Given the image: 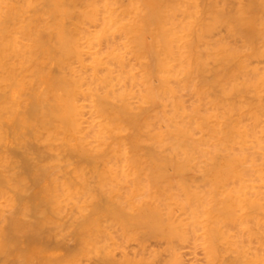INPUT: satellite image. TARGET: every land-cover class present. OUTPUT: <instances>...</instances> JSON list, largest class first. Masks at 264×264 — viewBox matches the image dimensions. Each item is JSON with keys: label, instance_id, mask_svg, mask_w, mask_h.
<instances>
[{"label": "rangeland", "instance_id": "obj_1", "mask_svg": "<svg viewBox=\"0 0 264 264\" xmlns=\"http://www.w3.org/2000/svg\"><path fill=\"white\" fill-rule=\"evenodd\" d=\"M1 1V0H0ZM4 1L6 2L7 1V3H4ZM11 1V2H10ZM19 1V2H18ZM3 0V4H2V6L4 7V10L6 11V12H11L12 13V11H14L16 14L18 13V16L20 17V19H24V17H26V15L28 16V17H26V22H27V18L29 19V20H35V19H37V17H39L40 16V14H41V16L40 17H42V18H40L39 19V21L40 22H38V25L40 26V24H41V26L40 27H42L44 30L46 29V28H48L49 27V25L51 26V27H55V26H60L61 24H63V25H61V26H63V27H65L66 26V28H69V26H71V28L72 27H75V26H79V24H81L82 26H89V27H91V28H103L104 27V24H105V22H106V25L107 26H109L110 24H111V26L110 27H112V28H114V29H118V28H121V26H124V23H125V27L127 28V29H131V28H128L129 26L131 27L132 26V29L133 30H139L140 31V35H141V38L143 39V41H145V39L147 40L148 38H149V40H147L146 42H147V45L145 44L146 42H144V50H143V52L145 53V55L144 56H146V58L144 59L143 57L141 58V56L140 57H138V56H136V57H138L137 59H136V57L134 56V58H133V56H132V54H130L129 56L130 57H132V59L130 58V57H128L127 59H128V64H130V65H133V68L134 67H136V69H135V72H136V76H135V80L134 81H136V83L137 84H134V85H136V86H140L141 85V83L140 82H142L143 83V81L144 82H149V83H151L150 85H151V89H152V91H154L153 93H159L158 95L160 96V98H163L164 96V98L162 99V102L166 105H162L161 104V106H160V103H158L159 102V96L157 95H155L156 97H152V98H158V99H154V103H151V101H149V99H148V97H150L152 94V91H150L151 89H149L150 87V85H148L147 83H146V85H144L145 83H143V85L142 86H140V90L144 87V89H142V91H140L139 90V94L138 93H136L137 91H138V89L136 88V86H134L133 85V87H132V89H131V87H130V83H127L129 86V89H131V91H132V95L130 94V96H131V100L133 101V102H131L129 99V103L130 104H132V106H133V108H132V110L133 111H135L134 113L137 115L139 112H141V114L140 115H142V113H145L144 111H146V109H153V107L156 105V107H158V108H156V107H154V110L155 111H153L154 112V115H156L160 110H161V113H158V114H160V115H156L155 117H154V115L152 116V115H148V112H150V111H148L147 112V115L148 116H151V117H153V118H157L158 117V119L156 120V119H154V120H152V121H150L149 120V123L150 122H152V123H154V124H157V125H155V129L153 130V131H155V130H159L160 128L162 129V127H165L163 130H161V131H165V129H166V132L168 131V129H167V124H168V119L165 121L164 120V118L166 119V117L169 115V117H167V118H170V116H171V119H173L175 116H173L172 114H175L176 113V111H174L175 109H177V107L176 108H174L175 107V105L176 106H178V111H179V113L181 114V113H183V115L185 114L186 116L184 117L186 120L187 119H190V121H191V119H193L192 120V123H193V121H195V123H193V125L195 126V128L192 130V132H197V130H198V128L200 127H198L197 128V122L199 121V122H201V121H203V120H205L206 121V119H204V117L206 116H208L209 117V115L210 114H212L213 112H215V113H213V115H210L211 117H213V118H216L217 120H218V118H221L220 116H222L223 117V119L225 118L226 119V117H229V120L228 121H230V119H231V117H232V120L231 121H234V120H236V121H234V123L236 122V123H238V121H240V120H242V124L244 123L245 124V122H246V126L248 127L249 126V124L250 125H255V127H254V129H255V131L258 129V132H257V136H259L258 135V133L260 132V136H259V138L261 137V141H262V139L264 138V136H262L261 135V133H263V135H264V111H262V109L264 108V100H262V102H260L261 103V105L260 106H257V105H259V101H258V103H256V106H253L254 108H255V110L257 111V113H256V111H254L253 112V110H254V108L252 109L251 108V106L252 105H255V99H256V102H257V99L259 100V97L258 98H256L257 97V95H260L261 96V94L263 95V97L261 96L260 98H264V90L262 91V90H260V89H262L263 87V85H264V0H190V1H187V0H178L177 2H175V0H147V1H153V2H151V4H149L150 2H147L146 0H124V2H123V0H97V1H95V0H90V1H85V0H79V1H81V2H79V1H77V0H69V2H68V0H36V1H38L37 3H36V1L35 0H25V3H24V0ZM21 1H23V3L25 4V6L23 5V3L21 2ZM42 1V2H41ZM45 1V2H44ZM55 3H54V2ZM60 1H61V3H63V4H59L60 3ZM72 1H74V2H72ZM76 1V2H75ZM107 1V4L105 3ZM128 1V2H127ZM131 1V2H130ZM135 1V2H134ZM142 1V2H141ZM162 1H163V3H165L164 1H166V3L167 4H163L164 5V7L161 5L162 4ZM180 1V2H179ZM194 1H196V2H194ZM33 4H32V3ZM56 2H58L57 4H56ZM68 2V3H67ZM72 2V3H71ZM77 2H79L77 5H76V3ZM84 2H85V4H87V2H88V5H85L84 4ZM113 2H115L116 3V5H111V3L112 4H115V3H113ZM137 2V3H136ZM145 2V3H144ZM147 2V3H146ZM155 2H159V3H155ZM169 2V3H168ZM171 2V3H170ZM182 3V6H181V4H179V3ZM15 3L17 4V5H15ZM29 3H30V5H29ZM40 5H39V4ZM43 3V6L41 5ZM47 3V4H46ZM53 3L55 4L54 6H53ZM74 3V6H73V8H72V5H70L69 6V4H73ZM94 3V4H93ZM110 3V4H109ZM120 3V4H119ZM125 5H127V6H125ZM127 3V4H126ZM128 3H129V5H128ZM130 3H132V4H130ZM141 3H143V4H141ZM174 3V4H173ZM176 3H178L179 5H176ZM190 3L193 5H190ZM195 3V4H194ZM10 4V5H9ZM19 4H22V6L20 5L19 6ZM38 4V5H37ZM50 4H52V6H50ZM65 4H66V6H65ZM97 5V8H96V5ZM102 4V5H101ZM135 4H137V6L135 7ZM154 6H153V5ZM156 4V5H155ZM159 4V5H158ZM169 4V5H168ZM174 5V7H176L177 9H173V11H172V7H171V5ZM187 5L186 6V8H185V6L183 7V5ZM197 4V5H196ZM37 7H36V6ZM63 7H62V6ZM92 5V6H91ZM105 5H107V6H105ZM108 5H109V7L110 8H108ZM126 7V9H123V8H125L124 6ZM133 5H134V7H133ZM146 5H151V6H146ZM158 5V6H157ZM161 5V6H160ZM168 5V6H167ZM172 5V6H173ZM196 5V6H195ZM28 6H29V8H28ZM35 6V7H34ZM45 6H47L48 8L50 7V11L48 10V9H45V8H47V7H45ZM59 6L61 7V8H59ZM65 6V7H64ZM68 6H69V8H68ZM79 6H81L80 7V9L82 8V10L84 11H82V10H80V9H78L79 8ZM85 6V7H84ZM113 6V7H112ZM123 6V7H122ZM130 6V7H129ZM144 6V7H143ZM153 6V7H152ZM178 6H180L179 8H178ZM1 7V6H0ZM11 9H10V8ZM44 7V8H43ZM78 7V8H77ZM93 7V8H92ZM99 7V8H98ZM115 7V8H114ZM117 7V8H116ZM122 7V8H121ZM127 7H129V8H127ZM146 7H148V10L150 11V12H153L152 14H156V13H158L159 15H161V16H159L158 14H156L158 17H159V19L157 20V18H156V16H154V18H155V20L154 21H156L155 23L153 22V15H149V14H147L146 16H145V14L144 13H149V11L147 10V8ZM159 8L158 10L156 9L155 11H153L155 8ZM165 7H167V8H165ZM190 9H188V8ZM193 7H195L193 10H192V8ZM251 7H253V8H251ZM13 8V9H12ZM27 8V9H26ZM34 8H36V9H38L39 10V13L40 14H38V10H36V9H34V11H33V9ZM43 8V9H42ZM55 8V9H54ZM56 8H59V9H56ZM63 8V10H61ZM113 8H114V10H113ZM132 8V9H131ZM137 8H138V10H137ZM141 8H142V10H143V12H141L142 10H141ZM154 8V9H153ZM162 8L164 9L165 8V10H163L162 11ZM170 8V9H169ZM180 8H185V11H181L180 10ZM1 9V8H0ZM3 9V8H2ZM8 9V10H7ZM15 9V10H14ZM23 9H24V11H23ZM27 11H26V10ZM31 11H30V10ZM52 9V10H51ZM70 9H73V10H70ZM75 9V10H74ZM96 9H98V11L96 10ZM112 9V10H111ZM119 9H121L120 11H118ZM135 9V10H134ZM153 9V10H152ZM161 9V10H160ZM167 9H169V11L167 10ZM179 9V10H178ZM250 9V10H249ZM66 10H68V11H66ZM92 11V12H90V11ZM100 10V11H99ZM109 10V11H108ZM134 10V11H133ZM161 11L162 13H160V12H158V11ZM186 10H187V12H186ZM194 10H196V11H194ZM22 11V12H21ZM36 11V12H35ZM41 11H42V13H41ZM49 11V12H48ZM54 11V12H53ZM72 11H73V13H72ZM79 11H80V13H79ZM104 11V12H103ZM106 11H107V13H106ZM113 11V12H112ZM124 11V12H123ZM130 11V12H129ZM191 11H192V13H191ZM194 11V12H193ZM34 12V13H33ZM58 12H61V13H58ZM64 12H69V14L68 13H65L64 14ZM76 12V13H75ZM86 12H88V14L86 13ZM89 12H90V14H89ZM93 12H95V13H93ZM98 12V13H97ZM100 12V13H99ZM111 13V15H109V17L110 18H108V19H106L108 16V14H110ZM132 12V13H131ZM134 12H137L136 13V16H135V14L134 15H132ZM141 12V13H140ZM165 12V13H164ZM167 12V13H166ZM168 12L170 13V14H172V15H170L171 16V18H169V17H167L168 16ZM172 12V13H171ZM190 12V13H189ZM58 13V14H57ZM72 13V14H71ZM30 14V15H29ZM34 14H37V15H35L34 16ZM43 14V15H42ZM55 14V15H54ZM67 14V15H66ZM83 15V14H87V15H90V16H94L93 18L95 19H93V21H84V19H80L79 21H78V17L77 16H81V15ZM98 14H101V15H98ZM106 15V16H104V15ZM115 14H117L116 16H115ZM122 14V15H121ZM126 14V15H125ZM129 14H131V15H129ZM142 14H144V15H142ZM151 14V13H150ZM163 14V15H162ZM167 14V15H166ZM183 14L186 16H188L189 17V19H187V17H182L183 16ZM50 16V18H49V16ZM63 17H62V16ZM123 15H124V17H123ZM149 15V17H147ZM70 16H72V17H70ZM96 16V17H95ZM98 16V17H97ZM104 16V17H103ZM111 16H112V18H111ZM120 17V19H119V17ZM145 17V18H143V17ZM166 16V17H165ZM22 17V18H21ZM32 17H34L35 19H33ZM47 19H46V18ZM54 17L56 20H54V19H52V18ZM57 17V18H56ZM65 17V18H64ZM113 17H114V20H113V22H110V20L111 19H113ZM116 17H118V21H119V23H117L118 21H117V19L115 20V18ZM124 19H123V18ZM127 17V18H126ZM134 17H136L135 19H134ZM140 19H139V18ZM151 17V18H150ZM163 17V18H162ZM173 17V18H172ZM43 18H45V19H43ZM60 18H61V20H60ZM70 18V19H69ZM99 18H102V19H100V20H97V19H99ZM125 18H126V20H125ZM141 18H143V19H145V20H142ZM162 18V19H161ZM174 18H176V21H175V19ZM128 19V20H127ZM133 19H134V21H133ZM151 19V20H150ZM160 19H161V21H160ZM168 19H169V21H168ZM171 19H172V21H173V23L175 22V23H177V22H181L179 25H178V27L177 26H175V24L173 25L172 24V21H171ZM185 19H187V20H185ZM190 19H192V20H194V21H190ZM44 20H46V22H42V21H44ZM50 20V21H49ZM60 21V23H59V21ZM106 20V21H105ZM130 20H131V22H130ZM139 20L142 22H139ZM149 20V21H148ZM182 20V21H181ZM227 20L229 21V22H227ZM38 21V20H37ZM52 21V22H51ZM58 21V22H57ZM67 21H69V22H67ZM84 21V22H83ZM115 21V22H114ZM122 21V22H121ZM147 21H148V23H147ZM152 21V22H151ZM160 22V24H162V23H164V24H162V26L160 27V24H159V22ZM166 21L168 22V24H166ZM185 21H189L190 23H188V22H186V24L187 25H185V23L184 22ZM197 21V23H195ZM206 22V24L204 25H200L199 23H201V22ZM23 22H24V20H23ZM34 22V21H33ZM43 23V25H42V23ZM49 24H48V23ZM73 22V23H72ZM97 22H98V24H97ZM127 22H130V23H127ZM144 22V23H143ZM146 22V23H145ZM169 22H170V24H169ZM182 22H183V24L187 27L188 26V24H189V26L187 27V29H183L184 28V25L182 24ZM194 22V23H193ZM232 22V25H227V23L228 24H230ZM76 25H75V24ZM79 23V24H78ZM88 23V24H87ZM108 23V24H107ZM116 23V24H115ZM134 24V25H132V24ZM137 23H138V25H137ZM141 23V24H140ZM150 23H152L151 24V30H149V33H147L146 32V30H148L149 29V26H147V24L148 25H150ZM193 23V24H192ZM25 24V23H24ZM27 24V23H26ZM56 24V25H55ZM91 24L93 25V26H91ZM102 24V25H101ZM120 24H121V26H120ZM130 24V25H129ZM155 24V25H154ZM159 24V25H158ZM182 24V25H181ZM192 24V25H191ZM194 24H196L197 26L196 27H198V30L200 29V27H201V29H203L201 32H200V30H199V32L197 31V32H195L196 30V28L195 27H193V29L191 28L192 26H194ZM69 25V26H68ZM114 27H113V26ZM117 25H118V27H117ZM139 25H141L140 27H144V29H140L139 28ZM145 25V26H144ZM155 27H154V26ZM170 25H173L174 26V28L176 29V31H177V33H176V31H175V29L174 28H172L173 26H171L170 27ZM177 25V24H176ZM243 25V26H242ZM87 26V27H88ZM98 26V27H97ZM100 26V27H99ZM128 26V27H127ZM146 26H147V29H146ZM156 26H158V27H156ZM169 28H168V27ZM229 26V27H228ZM242 26V27H241ZM246 26V28L248 29V32H247V29L246 28H244L243 29V27H245ZM125 27H122V28H125ZM180 27H182V29L180 28ZM205 27V28H204ZM125 28V29H126ZM152 28H154V30L152 31ZM156 28H158V29H156ZM160 28H161V30H162V28H164V30H163V32L160 30ZM169 30V29H171V30H169V32L167 31V29ZM184 30V32H182V31H180V30ZM142 30H144L145 31V33H144V35L143 34H141V33H143L142 32ZM158 30V31H157ZM180 31V33H179V31ZM189 30H190V32H189ZM193 31V33L194 34H192V31ZM245 30V31H244ZM138 31V32H139ZM160 31V32H159ZM165 31H166V34H165ZM153 32V33H152ZM171 32H173V33H171ZM174 32H175V34H174ZM186 32V33H185ZM189 32V33H188ZM244 32V33H243ZM250 32V33H249ZM45 33L47 34V32H44V36H46L45 35ZM147 33V34H146ZM152 33V34H151ZM160 33L162 34V33H164L163 34V38H164V36H165V38L163 39V38H160ZM167 33H169V36H171L172 37V39H174V40H178V38H179V41H180V39H181V42H179V41H173L175 44L177 43H179L180 44V46H179V44L177 45V46H179V48L181 49L183 46V48H182V50H181V54H180V49H174V50H172L171 51V49H172V45H175V44H172V40H170L171 38H169V36H168V34ZM181 33H183V34H181ZM188 33V34H187ZM198 33V35H197V39H196V43L195 42H192V45H190V49H194V50H192V51H190L189 52V50H188V48H189V44H190V40L189 39H192L193 38V36L195 37V35ZM247 33H249V34H247ZM150 34V35H149ZM174 34V35H173ZM191 34V35H190ZM199 34H201V35H199ZM250 34H251V36H250ZM145 35H146V38H145ZM148 35V36H147ZM153 35V36H152ZM156 35V36H155ZM173 35V36H172ZM186 35V36H185ZM188 35H190L189 37H188ZM159 37V39H157L158 37ZM162 36V35H161ZM178 36V37H177ZM248 36V37H247ZM152 37H153V39H152ZM155 37H157L155 40H154V38ZM173 37H175V38H173ZM177 37V38H176ZM188 37V38H187ZM192 37V38H191ZM201 37H203V38H201ZM140 37L138 38V39H141ZM150 38H151V41H150ZM167 38H168V40H167ZM185 38V39H184ZM46 39H47V37H46ZM160 39H162V41L160 40ZM182 39L184 40V41H182ZM194 39V38H193ZM193 39H192V41H193ZM195 39H194V41H195ZM202 39H204V40H202ZM153 40V41H152ZM160 41V43H161V45L159 44L158 46H160V47H157V44L159 43V41ZM168 41V43H166L165 45H164V42L163 41H165V42H167ZM151 43V44H153L152 46H154L155 47V45H156V47L158 48V51L159 50H163V52L162 51H159V53H157L158 51H157V49H155L156 51H153L152 50V46H149V42ZM157 41V42H156ZM169 41H171V42H169ZM187 41H188V43H187ZM222 41V43H220ZM153 42H155V43H157V44H155V43H153ZM201 42L203 43V44H201ZM223 42H225V47H224V44H223ZM163 43V44H162ZM193 43H194V47H193ZM205 43H207V44H205ZM155 44V45H154ZM182 44H185V45H182ZM208 44H209V46H208ZM105 45V47H103ZM167 45H168V47H167ZM103 48L104 49H106V47H107V43L105 44V42L103 43ZM148 48H147V47ZM164 46H165V48H166V52H165V48H164ZM171 48H170V47ZM222 46V47H221ZM150 47V48H149ZM170 48V51L173 53L174 52V57L175 58H178L177 59V61H174V67H175V69H173L174 67L173 66H171V69L174 71V72H172V70H171V72H170V74L169 75H171L170 76V78L168 77V75H167V77H168V80H167V78H166V80H167V82L169 81L170 83H169V88H168V83H166V86H164V87H160L161 86V81H160V77H162V79H164L165 77L164 76H162L163 74H161V73H159V68H160V65H159V63H158V65H157V68H156V66H155V64L154 63H156L157 64V62H159L160 60H159V54H161V57H163L164 58V60H166V57H168V53H167V50ZM174 48V47H173ZM178 48V47H177ZM151 51H150V50ZM154 49V48H153ZM188 50V51H185V50ZM225 49V50H224ZM184 50V52H183V56L185 57V56H187L186 58H185V61L187 60L188 62H189V65L187 64V62H184V63H186L188 66H193V67H188L187 66V68H181L182 70H184L183 72H179V70H180V67L182 66V62H180V61H182V58H181V60L179 61V57H183V56H181L182 55V51ZM213 50V51H212ZM216 50V51H215ZM222 50H224V51H222ZM176 51L178 52V53H176ZM218 51V52H217ZM226 51V52H225ZM141 53V55H143L144 53ZM151 52V56H150V53ZM155 53L154 55L152 54V53ZM189 52V53H188ZM194 52V54H192L191 55V53H193ZM216 52H217V54H216ZM176 53V54H175ZM184 53H186V55L184 54ZM148 54H149V56H148ZM158 54V61L156 60L157 59V57H154V56H156ZM179 54V55H178ZM187 54H190V56L191 57H193L192 59H191V57L189 56V55H187ZM230 54V55H229ZM152 55H153V57H152ZM163 55V56H162ZM169 55H170V53H169ZM172 55V54H171ZM172 55V56H173ZM194 55H195V57H194ZM201 56L200 58H202L201 60H203V61H201L200 60V58H199V56ZM228 56L227 58H225V56ZM179 56V57H178ZM152 57V58H151ZM150 58H151V60H150ZM138 59H143V62H145L144 60H146V62L148 63L149 61V65H150V67H149V65H148V67H149V69L146 67V64L145 65H143L142 64V61L141 60H138ZM162 59V58H161ZM191 59V60H190ZM129 60H130V62H132V64L131 63H129ZM176 60V59H175ZM194 60L196 61V62H194ZM157 61V62H156ZM179 61V62H178ZM191 61H193L195 64H197V66L193 63V62H191ZM199 61V62H198ZM205 61V62H204ZM200 62H202V63H200ZM237 62H241L240 64L241 65H239V63H238V65H237ZM47 64H44L45 65V67H46V69H47V67H48V69H52L54 72H55V74L56 75H59L60 73H61V69H59L55 64H52L51 63V65H50V62L47 60V62H46ZM151 63V64H150ZM176 63H178L177 65H175ZM181 63V64H180ZM199 63V64H198ZM49 64V65H48ZM75 64V66L78 64V63H74ZM137 64H141L140 65V67H138L139 65H137ZM186 64H183L185 67H186ZM192 64V65H191ZM194 64V65H193ZM205 64H206V66H205ZM245 64V65H244ZM152 65V66H151ZM244 65V66H243ZM258 65V66H257ZM50 66V67H49ZM118 66V65H117ZM115 67V65H114V68L115 69H118V67ZM146 67L147 68V70H148V72H147V70H146V68H144V67ZM153 66H155V67H153ZM179 66V67H178ZM198 66H201V67H199L198 68ZM238 66V67H237ZM257 66V67H256ZM57 68V70H56V68ZM195 67V68H194ZM206 67V68H205ZM207 67H208V69H207ZM244 67V68H243ZM142 68V69H141ZM154 68H156V69H154ZM190 68V69H189ZM191 68H193V69H196V70H194V71H196V75L200 72V69H201V72H203L204 70L203 69H205V71L203 72V73H205V74H203L202 73V75H201V72H200V74L199 75H194L195 74V72H194V74H193V72H192V75H191V73H190V78H192L193 80H195V81H193L192 79H190V80H187L186 78V83H184V75H189V72H188V74H185V70L186 71H189L190 70V72L193 70V69H191ZM231 68V69H230ZM237 68H239V69H241V71H239ZM247 68V69H246ZM248 68L250 69V70H248ZM251 68H255L256 69V71H255V69H253V71L251 70ZM261 68H263V69H261ZM140 71H139V70ZM144 69H145V71L147 72L146 73V76H145V78H147V74H149V76H151L152 74H150V73H154V75H152L153 77H149L148 76V79L150 78V80H147L146 81V79L144 78V76H142V75H145L144 73H145V71H144ZM151 69V71H149ZM179 69V70H178ZM188 69V70H187ZM230 69V70H229ZM233 69V70H232ZM259 69V70H258ZM261 69V70H260ZM137 70H138V72H137ZM153 70H156V72H154ZM178 70V71H177ZM197 70H198V72H197ZM223 70H225L224 71V73H223ZM244 70H247V71H244ZM143 71H144V73H143ZM233 71V72H232ZM259 71V72H258ZM227 72V73H226ZM244 72H245V75H244ZM247 72H251L249 75H248V73ZM142 73V75H140ZM156 73H158V74H156ZM173 73H175V74H173ZM178 73L179 74H181L180 76L178 75ZM231 73H232V75H231ZM247 73V74H246ZM254 73H255V75H254ZM256 73H258L257 75H256ZM173 74V75H172ZM223 74V75H222ZM233 74H234V76H233ZM137 75H139V77H137ZM156 75V76H155ZM158 75H160L159 77H158ZM174 75H175V77L177 78L178 76V78L179 79H175L174 78ZM176 75H178V76H176ZM218 75V76H217ZM230 75V76H229ZM242 75H243V77H242ZM155 76V77H154ZM182 76V77H181ZM198 76H200V77H198ZM204 76H206V77H204ZM222 76V77H221ZM231 76H232V78H231ZM250 76H252L251 78H250ZM257 76V77H256ZM136 77H137V80H136ZM140 77H141V79H140ZM164 77V78H163ZM188 77V76H187ZM196 77V79H194ZM202 77V78H201ZM204 77V78H203ZM217 79H216V78ZM227 77V78H226ZM257 79H256V78ZM154 80H153V79ZM156 78H158V79H156ZM172 78H174V79H172ZM181 78L183 79V80H181ZM219 78V79H218ZM231 78V79H230ZM254 78V79H253ZM263 80H262V79ZM139 79H140V81H139ZM243 79H245V81H243ZM250 79H251V81H250ZM154 81V82H152V81ZM165 80V81H166ZM181 80V83L183 84V86H184V90H186V92H184L183 91V86H182V84H181V87H180V84H178L179 83V81ZM210 80H212V81H210ZM217 80V81H216ZM224 80V81H223ZM234 80V81H233ZM254 80V81H253ZM261 80H262V83H261ZM205 81V82H204ZM208 81V83L210 84H207L206 86H205V84H206V82ZM220 81V82H219ZM239 81V82H238ZM157 82H159V83H157ZM164 82V81H163ZM162 82V83H163ZM178 82V83H177ZM189 82V83H188ZM190 82L192 83L193 82V86H191L190 85ZM198 82V84H196ZM201 82H203V84L201 83ZM211 82V83H210ZM243 84H242V83ZM260 84H259V83ZM138 83L140 84V85H138ZM200 83V84H199ZM205 83V84H204ZM217 83V84H216ZM238 83V84H237ZM247 83H248V85H247ZM157 84H158V86H157ZM171 84H177V85H179L178 86V88H177V85H175V86H173V87H175V88H172V89H170L171 88ZM187 84H189V86L191 87H188L187 86ZM194 84H195V86H194ZM212 84V85H211ZM216 84V85H215ZM218 84H220V85H218ZM222 84V85H221ZM228 84H229V86H230V84H231V86L229 87L228 86ZM163 85H165L164 83H163ZM197 85H199L200 87H197ZM209 85V86H208ZM216 87H215V86ZM244 85H246V87L244 86ZM258 85H260V87L258 86ZM148 86V87H147ZM155 86V87H154ZM187 86V88H185ZM201 86H204V88H203V90H202V87ZM226 86V87H225ZM228 86V87H227ZM233 86H235V87H233ZM239 86V87H238ZM247 86H249V87H247ZM251 86V87H250ZM142 87V88H141ZM146 87V88H145ZM180 87V88H179ZM206 87V88H205ZM209 87V88H208ZM221 87V88H220ZM222 87H223V89H222ZM237 87V88H236ZM258 87H259V89H258ZM117 89H118V87H116ZM133 88H134V90L136 91H134L133 90ZM136 88V89H135ZM139 88V87H138ZM153 88L157 91H155V90H153ZM158 88H161L160 89V91H158L159 89ZM165 88V89H164ZM181 88H182V90H181ZM188 88H190V89H188ZM197 88H199V89H197ZM201 88V89H200ZM208 88V89H207ZM225 88V89H224ZM229 88H231V90H229ZM166 89H168L167 91H165ZM175 89H178V91H180L182 94H180V92H178L177 91V94L174 92L175 91ZM188 89V90H187ZM196 89V90H195ZM227 89V90H226ZM238 89H240L239 91H238ZM258 89V90H257ZM264 89V88H263ZM149 91V92H147V91ZM173 91V93H171L172 91ZM200 90H202V92L200 91ZM221 90H226L225 92L223 91V93L225 94H223L224 95V97L225 98H223V96H222V93H221ZM229 90V91H228ZM234 90H236V91H234ZM259 91V92H257V91ZM119 91V90H118ZM144 91H145V94H146V97H145V99H144ZM188 91H189V94H188ZM192 91V92H191ZM193 91H196V95H198L197 94V92H199V95H198V97L193 93ZM204 91H206L205 92V94H204ZM209 91H211V92H209ZM231 91H232V93H231ZM234 91V92H233ZM241 91V92H240ZM141 92V93H140ZM143 92V93H142ZM167 94V96H166V94ZM208 92V93H207ZM227 92H229L228 93V95L226 94ZM238 92H239V94H238ZM242 92L245 94V95H243L242 94ZM149 93H150V96H149ZM162 93H164L163 95H162ZM171 93V94H170ZM209 93H211V96H210V94ZM116 94L118 95L119 94V92L117 93V90H116ZM135 94V95H134ZM143 94V95H142ZM175 94V96H173ZM185 94V95H184ZM192 94V95H191ZM204 94V95H203ZM206 94H208V95H206ZM237 94H238V96H239V99H237L238 98V96H237ZM241 94H242V96H244L243 97V99H242V96H241ZM148 95V96H147ZM178 95H180V97L178 98ZM184 95V96H183ZM188 95V96H187ZM206 95V96H205ZM217 95H219V96H217ZM133 96H135L134 98L135 99H132V97ZM137 96L139 97V98H137ZM140 96L142 97L143 96V98H140ZM163 96V97H162ZM172 97V99H171V97ZM199 96H200V98H199ZM206 97V98H204V100L206 99H208L207 101L205 100V101H203V97ZM210 96V97H209ZM167 97V98H166ZM214 97H215V99H217V100H215V104H214ZM227 97V98H226ZM246 97H248V98H250V99H252V100H250V99H248L247 101H246ZM117 98V97H116ZM151 98V97H150ZM168 99V100H166V99ZM182 98H183V100H184V103H185V107H184V104L182 103V106H181V102H182ZM185 98V99H184ZM194 98H196V100H194ZM209 98H211V99H209ZM218 98H220V102H219V99ZM166 101H165V100ZM177 99V100H176ZM187 99V100H186ZM200 99V102H202L203 101V104L201 103V108H200V102L198 103V100ZM222 99L223 100H225V102H223L222 101ZM228 99V100H227ZM232 100V101H230V100ZM113 100H115V98L113 97ZM117 100V99H116ZM142 100V101H141ZM152 100V99H151ZM186 100V101H185ZM193 100V102H191ZM210 100V101H209ZM243 100H245V102L243 101ZM261 100V99H260ZM137 103H136V102ZM139 101H141V102H139ZM157 101V102H156ZM161 101V100H160ZM174 101L175 102H177L176 104H174ZM181 101V102H180ZM190 101V103L188 104L187 103V105H186V102H189ZM208 101H209V103H208ZM211 101H213V102H211ZM227 101H229V102H227ZM249 101H251V103H250V105H249ZM253 101H254V103H253ZM147 102V103H146ZM172 102H173V106L174 107H172ZM218 102V103H217ZM221 102H223V104H224V106H223V104L221 103ZM233 102H234V104H233ZM236 102H237V105H235L236 104ZM120 103V102H119ZM136 103V104H135ZM142 103H143V108H142ZM146 103V104H145ZM149 103H151V106H149ZM168 105H167V104ZM195 103V104H194ZM198 103V104H197ZM207 105H206V104ZM219 103H221V106H219ZM227 103V104H226ZM230 103H232V104H230ZM242 103V104H241ZM244 103H245V105H244ZM253 103V104H252ZM109 104H110V106H113V107H118L117 106V103H115L114 105H112L113 103L112 102H109ZM154 104V105H153ZM194 104V105H193ZM213 104V105H212ZM216 104H218V105H216ZM147 105H148V107H147ZM170 105V106H169ZM189 105H190V109H189ZM195 105H196V110L198 109V108H200V112H196V114H197V116H196V114H195ZM199 105V106H198ZM235 105V106H234ZM241 105H243V106H247L246 107V109L248 110L249 108H250V112H249V110H248V112H247V110L245 109L244 111H246V112H244L242 109L243 108H245V107H243V106H241ZM136 106V107H135ZM145 106V107H144ZM153 106V107H152ZM191 106H193V107H191ZM198 106V107H197ZM203 106H206L209 110L207 111V109H206V107H203ZM230 106L232 107V106H234V107H232L234 110H233V113H234V115H236L237 117H239V119L238 118H236V116H234V115H232L231 116V112H232V108H230ZM261 106H263V107H261ZM169 107V109H170V114H168L169 113V110L167 109L166 110V108H168ZM180 107V108H179ZM186 107H188V109L186 108ZM212 107H214L215 109H217V111H215L214 110V108L211 110V108ZM219 107H221V108H219ZM223 107V108H222ZM227 107H229L228 108V110H227ZM260 108V109H258L257 110V108ZM135 108V109H134ZM156 108V109H155ZM160 108H162V109H160ZM165 110H164V109ZM182 108H184L183 110H182ZM139 109L141 110V111H139ZM173 109V110H172ZM202 109V110H201ZM227 111H226V110ZM240 109V110H239ZM86 110H88V111H90V109H86ZM132 110L130 109V112H132ZM144 110V111H143ZM158 112H157V111ZM164 110V111H163ZM172 110V111H171ZM189 112H187V111ZM190 110V111H189ZM192 110H194V111H192ZM199 110V109H198ZM214 110V111H213ZM221 110V111H220ZM222 110H224V111H222ZM242 111V112H240L239 114L236 112V111ZM260 110V111H259ZM136 111H137V113H136ZM165 111H167V112H165ZM174 111V112H173ZM182 111H185V112H182ZM236 113H235V112ZM261 111H262V113H261ZM153 112H152V114H153ZM173 112V113H172ZM205 112L206 113H208V112H210L209 113V115L207 114V115H205ZM219 114V116H218V114ZM222 112H223V114H222ZM228 112V113H227ZM230 112V113H229ZM89 113V115H90V112H88ZM88 113H86L85 114V116L86 117H88L89 115H88ZM133 113V112H132ZM156 113V114H155ZM165 113H166V117H164L163 115H165ZM198 113H200L201 115H202V113L204 114V117L201 119V117L202 116H198ZM224 113H225V115H224ZM247 114V116H246V114ZM177 114V113H176ZM194 114V115H193ZM259 114H260V116H259ZM261 114H262V116H261ZM146 115V114H145ZM189 115H192V116H190L189 117ZM216 117H215V116ZM231 117H230V116ZM242 115V117L243 116H245V117H241L240 118V116ZM255 116L254 118L252 117V116ZM161 116V117H160ZM194 116V117H193ZM250 116L252 117V119L253 120H251L250 119ZM259 116V117H258ZM163 117V118H162ZM173 117V118H172ZM189 117V118H188ZM195 117H198V119H194ZM218 117V118H217ZM233 117H235V118H233ZM249 117V119H247ZM161 118V119H160ZM200 118V119H199ZM256 118V119H255ZM261 118V121L259 120ZM126 120V123H123L125 120ZM124 119H122V123H123V125H125L126 126V129H125V132L124 131H120V132H118V135H117V133H116V136H113V137H109L107 140L109 141L110 139H112V138H114L115 139V142H116V139H118L119 138V140H117V141H125L126 140V142H127V140H128V142H127V145H129L130 146V144H129V142H131V140H132V138L134 137V136H137L138 137V143L140 142V140H141V142L139 143V145H138V150H139V153L140 154H142V155H145V152L146 153H148L149 151H151L150 149V147L151 146H149V148H148V144L150 143L151 144V139L149 138V135H150V133L148 132V131H145L146 130V127H144V125L145 124H143V129L140 131L139 130V132L138 131H136L135 130V132H136V135H135V132H134V129H135V127H133L132 125H131V123H129L128 122V120L126 119V118H124ZM141 119V121L143 120V118H140ZM145 119V118H144ZM150 119H152V118H150ZM211 120H207L208 122L207 123H209V124H213V123H215V124H213V125H215V127H216V125H217V120L216 119H212V118H210ZM225 119H224V121H222V118H221V120H218V121H221V122H219L218 123V127H216V128H219L220 129V127L222 126V124L223 123H225L226 121H225ZM246 119V120H245ZM159 120V121H158ZM164 120V121H163ZM198 120V121H197ZM258 120V121H257ZM145 120H143L142 122H144ZM157 121V122H156ZM161 121V122H160ZM205 121H203V122H205ZM212 123H211V122ZM213 121H215V122H213ZM253 121H256V123H257V126H256V123L254 124V122ZM161 123V125H160V123ZM163 122H165V124L163 123ZM167 122V123H166ZM251 122V123H250ZM259 122H260V124H259ZM262 122V123H261ZM145 123V122H144ZM152 123H150V124H152ZM159 123V124H158ZM164 125H163V124ZM192 123H191V125H192ZM202 123V122H201ZM222 123V124H221ZM229 124L230 123H232V124H234L233 122H228ZM228 123H225L222 127H223V131H225L227 128H225V127H227V124ZM253 123V124H252ZM127 124V125H126ZM149 124V125H150ZM196 124V125H195ZM204 124V125H203ZM202 124V126H206L205 125V123H203ZM228 124V125H229ZM243 124V125H244ZM261 124H263V125H261ZM213 125H208L207 124V126H209V127H203V130L204 131H212L211 129L209 130V128H210V126H213ZM260 125V126H259ZM8 126V127H7ZM128 126H130V128L131 127H133V129L131 128V130H128V129H130ZM156 126H159V129H158V127L156 128ZM193 126V127H194ZM245 126V125H244ZM245 126V127H246ZM259 126V127H258ZM3 127H4V130H3V128H2V130L4 131V132H7V131H5V130H8L9 129V131L7 132V133H4L3 132V134H4V138H1V136H0V139H2V140H0V150L2 151H0V170H2V169H4L5 170V172H7L6 173V177L7 178H10L9 176H12V179L10 178L9 179V181L11 182L10 184L8 183L9 181H6V182H4L3 184H5V185H3L2 186V188H0V214L1 215H3L2 217H3V219L5 220V222L4 223H2V221H3V219H1L0 220V224H3V227H1V225H0V234L2 233V232H4L3 231V229H4V224H9L8 226V228H7V225H6V227L5 228H7V230L9 231L10 230V228L12 227V222H11V219L15 216V217H17L16 219H17V222H18V224H20V225H23V226H25L24 228H23V226L21 227L20 226V228H22L24 231H26V232H28L29 230V232L26 234V232H23V230H22V234L20 233V232H15V231H17L18 229L17 228H19V227H17L15 230H14V228L12 229L11 228V230H10V232L8 233V231L6 230V229H4L5 231H6V235H5V237L3 236V234H5V232L4 233H2L1 235H0V242H1V245L3 244V248L4 247H6L5 249L7 250V252L8 251H14V252H9V253H11V254H8L7 252H5V250H3V248H2V253L4 252V254H2L1 256H0V258H3L4 256L6 257L7 255H10V256H7L5 259H0V264H7L9 261L10 262H12V264H18V263H16V262H19V264H38L39 262V264H46V262H48V264H49V261L51 262V261H53V259L55 260V261H53V262H51L50 264H56V262H58L57 264H59V263H63V264H65V263H67V264H101V261H102V264H103V262L105 263V264H264V199H262V198H264V187H255V189H252V188H254V187H249V190H248V187H241V188H244L243 190H238L240 187H236L234 190L232 189V188H234V187H230L231 188V190H233V191H238L243 197H245L246 196V201H245V198H243V199H241L240 197H242V196H238L236 199H235V197H232L233 199H235L234 200V202H233V200H232V198L230 197L229 198V196L231 195V196H234V195H232V192L233 191H230V188L228 189V187H219L218 189H217V187H97L96 186V181H95V179L97 180V176L95 175V174H90V173H92L91 172V166L88 164V157L86 156V155H83V154H81L80 152H77V151H79V150H77V149H72V148H70L69 149V147L63 142V141H61V137H55L54 138V136L53 135H51V137H50V135H49V132H48V130H47V128L46 127H42L41 126V128L43 129V130H41L39 127H37V126H35L36 128L34 129V126L33 127H30V126H28V125H25V126H15L16 128H14V126H10V125H3ZM11 129H10V128ZM24 127H26V128H24ZM30 127V128H29ZM151 128H154V125H151L150 126ZM193 127H191V128H193ZM214 127V126H213ZM221 127V128H222ZM246 127V128H247ZM251 127H253V126H251ZM258 127V128H257ZM22 128V129H21ZM44 128H46V129H44ZM196 128H197V130H196ZM205 128H206V130H205ZM212 128V127H211ZM25 129V130H24ZM26 129H27V131H26ZM29 129L32 131L30 134H29ZM53 129V128H52ZM51 129V131L53 132V131H55L54 129L52 130ZM213 130H214V128H212ZM225 129V130H224ZM253 128H249L248 127V130H250L251 132L254 130ZM260 129V130H259ZM262 129H263V131H262ZM14 131V133H11V132H13ZM17 130V131H16ZM23 130V131H22ZM40 130V131H39ZM203 130H201L200 128H199V130H198V132H199V134H198V132L195 134V132H194V137H196V138H194V140H196L197 139V141L198 140H200V138H202V136H204L205 138H208V145H207V147L208 148H210V151L212 150V152H213V154L215 155V156H217V157H220V159H221V157L223 158V157H225V155H226V151H224V147L226 146V144L228 145L229 143H231L230 142V140L226 143V144H223V148H222V144L220 145L221 146V148H220V146H219V144L217 143L220 139L218 138V137H214L215 135L213 134V135H209V134H211V133H209L208 135H204V133H202L203 132ZM37 131H39V133H37ZM131 133H130V132ZM146 133H145V132ZM153 131H151V132H153ZM19 132V133H18ZM46 132H48L47 134L49 135H47L46 134ZM130 134H129V133ZM134 132V133H133ZM137 132H138V134H137ZM36 133H37V135H36ZM46 134L47 136H44V134ZM119 133H120V135L122 136H120L119 135ZM122 133V134H121ZM123 133H125V136H124V134ZM145 133V135L147 136L146 137V139H145V135H142V134H144ZM147 133H149V134H147ZM168 133V132H167ZM7 134H9L8 136H7ZM35 134V135H34ZM130 136H129V135ZM13 135V137H11ZM26 135H27V137H26ZM32 135V136H31ZM39 135H41V136H43V138H38V137H36V136H39ZM55 135H57V133H55ZM140 135V136H139ZM142 135V136H141ZM197 135V136H196ZM224 135H225V132H224ZM6 136V137H5ZM21 136H22V138L24 139V140H26V141H24L22 138H21ZM60 136V135H59ZM201 136V137H200ZM207 136H210L211 138H209V137H207ZM216 136H218V135H216ZM11 137V138H10ZM16 137V138H15ZM34 137H36L38 140H36L35 141V139H34ZM45 137L46 138H48L49 140H45L44 141V139H45ZM116 137H118V138H116ZM123 137H124V139H123ZM142 137V138H141ZM14 140H13V139ZM56 138H58V139H56ZM140 138V139H139ZM214 138V139H213ZM6 139V140H5ZM12 139V140H11ZM18 139V140H17ZM34 139V140H33ZM54 141H53V140ZM113 139V140H114ZM145 139V140H144ZM209 139L211 140V141H209ZM215 140L216 141V143H215V141H213V140ZM22 140V141H21ZM43 142H42V141ZM51 140V141H50ZM148 140H149V142H148ZM6 141V142H5ZM16 142L15 144L13 143V142ZM20 141V142H19ZM38 141H40V142H38ZM170 141L171 140H168V144H167V146H169V144H170ZM26 142H28L29 143V145H34V146H30L29 147V145L26 143ZM44 142H46L47 144H45ZM56 142V143H55ZM58 142V143H57ZM146 142V143H145ZM222 142V141H221ZM220 141H219V143H221ZM22 143V144H21ZM137 143V144H138ZM142 143V144H141ZM209 143H210V145H209ZM215 143V144H214ZM42 144L44 145V147L42 146ZM50 144H52V145H49ZM61 144V145H60ZM213 144V145H212ZM236 144V145H235ZM238 143H234L233 145L232 144H230L229 145V147L232 149V146H235V148L237 147V149L235 150V152L237 151L238 153H240V152H242L241 150H240V147H239V144L237 145ZM250 144V143H249ZM263 144V145H262ZM4 145H6V147L8 146V148L6 149V147L4 146ZM17 145V146H16ZM21 145V146H20ZM48 145V146H47ZM141 145V146H140ZM147 145V146H146ZM37 146V147H36ZM39 146V147H38ZM215 146H216V149H215ZM261 146L262 147H264V140L262 141V143H261ZM13 147V148H12ZM29 147V148H28ZM46 147V148H45ZM58 147V148H57ZM204 147H205V149L206 150H209L208 148H206V145H204ZM213 147V148H212ZM217 147H218V149H217ZM249 147L250 148H252L251 147V144L250 145H248V147L246 148V149H244V152H245V155H249L250 157L249 158H251V157H253V156H258V154H252L251 152L249 153V152H246V151H250V149H249ZM28 148V149H27ZM42 150H41V149ZM66 148V149H65ZM147 148V149H146ZM234 148V147H233ZM234 148V149H235ZM17 149H21L22 151H23V153H24V151H26L25 153H28V156H29V158L32 160V161H34V162H38L37 164L40 166V167H38V168H42V167H46V170L48 171V172H50V169H52V173H54L55 172V174L57 173V174H59L60 176H62L63 175V177H71V175H74V174H72L73 172L71 171L75 166H77L78 165V167H82V169L84 168V170L87 172V175L89 174V175H92L93 176V179H92V176H90L89 177V179H91V181H92V183L94 182V184H95V186H94V184H92L93 185V187H54L55 189H53V187H41L42 186V182H40V184H38L39 185V187H37V184H36V182H33V180H31L30 181V179L31 178H29L28 176H27V178H28V182L30 181L31 183H26V184H28L27 185V187H15L16 188V190H15V188L13 187V182H15V180H14V174H19V172H21V171H23L22 170V168H21V166L23 167V162H24V160H22L23 159V153H21L22 151H20V150H17ZM46 149H47V151H46ZM56 149H58L57 151H56ZM64 149H65V151H66V153H65V151H64ZM68 149V150H67ZM141 149H143V150H141ZM145 149V150H144ZM204 149V150H205ZM220 149H221V151L223 152V153H221L219 156L217 155V154H219L220 153ZM223 149V150H222ZM234 149H232V150H234ZM264 149V148H263ZM7 153L8 152V155L4 152V151ZM8 150V151H7ZM12 150H14V151H12ZM36 150V151H35ZM45 150V151H44ZM53 150V151H52ZM55 150V151H54ZM61 150V151H60ZM72 150V151H71ZM147 150V151H146ZM205 150V151H206ZM32 152L33 151V153H29V152ZM35 151V152H34ZM39 151V152H38ZM45 153H44V152ZM69 151V152H68ZM140 151H142V152H140ZM145 151V152H144ZM215 151V152H214ZM217 151H219V153L217 152ZM251 151H255L256 152V148H252L251 149ZM13 152H14V155H12L13 154ZM15 152H17V153H15ZM43 152V153H42ZM57 153V155H56V153ZM70 152H72L71 154H69ZM167 152V151H166ZM166 152H163L164 154L166 153ZM168 152H169V149H168ZM226 152V153H225ZM236 152V153H237ZM254 152V153H255ZM4 153V154H3ZM39 153H41V154H39ZM55 153V154H54ZM94 153V152H93ZM217 153V154H216ZM16 154H17V156H16ZM20 154V155H19ZM30 154V155H29ZM42 154H44V155H42ZM48 154V155H47ZM67 154H69V156L67 155ZM95 154V153H94ZM168 154V153H167ZM212 154V155H213ZM222 154H225L224 156H221ZM241 154V153H240ZM242 154H243V152H242ZM250 154H252V155H250ZM3 155V156H2ZM37 155V156H36ZM51 155V156H50ZM73 155V156H72ZM47 157V159H49V160H47L46 159V157ZM58 156H60L61 158H59ZM63 156H65L64 158H63ZM75 156V157H74ZM80 156V157H79ZM85 158H83V157ZM18 157V158H17ZM20 157V158H19ZM22 157V158H21ZM32 157H34V159H32ZM43 159H42V158ZM56 159V162H55V160H54V158ZM69 157L72 159H69ZM10 158V159H9ZM14 158V159H13ZM38 158H41V159H39L38 161H36ZM75 158V159H74ZM256 158H258V157H256ZM7 159V160H6ZM46 159V160H45ZM59 159H61V161L63 160H68V161H64V162H61ZM78 159V160H77ZM81 159V160H80ZM83 159V160H82ZM14 160V161H13ZM15 160H16V163H17V161H18V165H14V162H15ZM21 160H22V162H21ZM70 160H71V163H70ZM98 160V168H99V166H100V164H101V166L103 165L101 162H102V159L100 158H98L97 159ZM2 161V162H1ZM9 161V162H8ZM41 161V162H40ZM46 162V163H45ZM49 162V163H48ZM10 163H12V165L10 164ZM35 163V164H36ZM67 163H69V165L67 164ZM78 163V164H77ZM20 164H22V165H20ZM36 164V165H37ZM72 164V165H71ZM20 165V166H19ZM37 165V166H38ZM41 165H43V166H41ZM65 165V166H64ZM89 165V166H88ZM11 168H9V167ZM19 166V167H18ZM50 166V167H49ZM69 166V167H68ZM73 166V167H72ZM87 166V167H86ZM100 166V168H102ZM5 167V168H4ZM7 167V168H6ZM15 167H17V168H15ZM10 170H9V169ZM17 169V170H15V169ZM20 168V169H19ZM44 168H42V169H44ZM55 170H54V169ZM57 168L59 169V170H57ZM88 168V169H87ZM6 169H8L7 171H6ZM49 169V170H48ZM62 170H65V171H63V173H62ZM74 170V169H73ZM10 171V172H9ZM15 171V172H14ZM45 171V170H44ZM69 171H71V172H69ZM12 172V173H11ZM47 172V173H48ZM9 173V174H8ZM70 173V174H69ZM50 174H51V172H50ZM62 174V175H61ZM69 174V175H68ZM9 175V176H8ZM88 175V176H89ZM96 176V177H95ZM31 177V176H30ZM73 177L74 176H72V179H73ZM43 179V178H42ZM46 178H44L43 179V182H44V180H45ZM74 180V179H73ZM25 184V183H24ZM25 184V185H26ZM12 185V186H11ZM34 185V186H33ZM41 185V186H40ZM5 186V187H4ZM10 186V187H9ZM30 186V187H29ZM32 188V189H31ZM238 188V189H237ZM3 189V190H2ZM18 189V190H17ZM31 189V190H30ZM37 189H39V190H37ZM47 189V190H46ZM63 189V190H62ZM216 189V190H215ZM225 189V190H224ZM227 189V190H226ZM13 190L15 191L14 192V194H12L13 193ZM34 190V191H33ZM36 190V191H35ZM67 190H69L68 192H66ZM215 190V191H214ZM218 190H219V192H218ZM244 190H246L247 191V193H249L248 195L247 194H244V193H246ZM258 191V190H261L260 191V193L261 192H263L262 193V195L259 193L258 194V192H256V191ZM263 190V191H262ZM29 193H27V192ZM51 191H53L54 193H55V195H53L52 193H51ZM71 191H73V193L71 192ZM215 192V193H213V192ZM224 191H225V193H224ZM229 191V192H228ZM241 191V192H240ZM242 191H244V192H242ZM248 191H254L253 192V194H251L250 195V192H248ZM4 192V193H3ZM6 192H8V194L6 193ZM32 192V193H31ZM40 192V193H39ZM42 192H43V194H42ZM71 192V193H70ZM228 192V193H227ZM251 192V193H252ZM17 193V194H16ZM26 193V194H25ZM36 193V194H35ZM58 193V194H57ZM67 193H69V195L70 196H68L67 195ZM203 193V196H200L201 194ZM216 193H218V195L221 193V196L219 195H217ZM231 193V194H230ZM236 194H237V192H235ZM234 193V194H235ZM238 193V194H239ZM22 194V195H21ZM51 194V195H50ZM58 195V197H57V195ZM63 194V195H62ZM73 194V195H72ZM216 196H215V195ZM222 194H223V196H222ZM254 194H255V196H254ZM256 194H258V195H260L261 197L259 198V196L258 195H256ZM12 195V196H11ZM14 195H15V197L16 198H18L19 199V201H18V199H15V197H14ZM21 195V196H20ZM28 195V196H27ZM36 195L37 196H40V198L39 199H37L36 200V198H38V197H36ZM53 195V196H52ZM61 195V196H60ZM65 195H67V197H65ZM229 195V196H228ZM6 196H8V197H6ZM21 198H20V197ZM25 196H26V198H25ZM47 198H46V197ZM51 196V197H50ZM227 196V197H226ZM252 197V199H251V197ZM12 197V198H11ZM64 197V198H63ZM204 197V198H203ZM214 197H216L215 199H213ZM219 197V198H218ZM221 197H222V199H221ZM255 197V198H254ZM257 197V198H256ZM16 200V201H18L17 203H15V202H13L12 204H10V200L11 201H13L14 199ZM32 198V199H31ZM35 198V199H34ZM41 198H42V201L44 202H41ZM57 198V199H56ZM62 198V199H61ZM66 198V199H65ZM69 198V199H68ZM224 198H228V199H224ZM241 200H239V199ZM4 199V200H3ZM52 199H55V200H58L56 203L58 204V202L60 203L59 205H58V209H59V211H56L57 209H55V208H57L56 207V204H55V202L52 200ZM78 199V200H77ZM257 199V200H256ZM25 200V201H24ZM28 200H29V202H28ZM36 200V201H35ZM47 200H49V201H47ZM51 200V201H50ZM62 201V203H61V201ZM65 200V201H64ZM67 200V201H66ZM75 200H77V202H79V204L81 205V207H80V205L79 204H77V202L75 201ZM219 200H221V202L219 201ZM224 200V201H223ZM238 200V201H237ZM242 200H243V202H242ZM252 200V203L254 204L255 202H259V206L258 205H256V206H254L250 201ZM3 201V202H2ZM21 201H23V202H21ZM40 201V202H39ZM53 201V205L55 204V206H53L50 202H52ZM72 201H73V203H72ZM226 201V202H225ZM228 201V202H227ZM261 201H263L262 202V204L263 205H260V202ZM24 202H26V206H25V203ZM37 202V204L35 205V203ZM204 202V203H203ZM238 202V203H237ZM247 202H248V204H247ZM258 202H257V204H258ZM2 203V204H1ZM24 205H23V204ZM32 203H33V205H32ZM41 203V204H40ZM74 205V206H76V207H74L72 204ZM217 203L219 204V206L217 205ZM221 203V204H220ZM224 203V204H223ZM230 203V204H229ZM233 203V204H232ZM236 203V204H235ZM18 204V205H17ZM20 204H22V206L20 205ZM75 204H77V205H75ZM247 204V205H246ZM252 205V207H251V205ZM3 205H4V208H3ZM13 205V206H12ZM17 205V206H16ZM20 205V206H19ZM41 205V206H40ZM48 205V206H47ZM78 205H79V207H78ZM231 205V206H230ZM242 205H243V207H242ZM5 206H7V207H5ZM32 206V207H31ZM34 206V207H33ZM36 206H38V207H36ZM43 206V207H42ZM54 208H53V207ZM70 206V207H69ZM235 206V208L237 209V211L238 212H236V210H235V208H233ZM238 206H240V207H238ZM263 206V207H262ZM19 207H21L22 209V211L21 210H19L20 208ZM37 208V210H36V208ZM74 207V208H73ZM78 207V209H75V208H77ZM220 207H222L221 209H220ZM232 207V209H234V211L236 212L235 213V215L236 216H234V212H233V210L232 209H230ZM13 208V209H12ZM30 208V209H29ZM66 208H68V209H66ZM69 208H70V210H69ZM81 208V209H80ZM2 209V210H1ZM6 209H7V211H6ZM10 209V210H9ZM16 209L17 210H19V211H16ZM26 209H27V212H28V215H30L29 213H31V212H33V213H31L33 216H31L30 215V218H28V216H27V212H26ZM33 209V211H31ZM35 209V210H34ZM44 209V210H43ZM45 209H46V211L47 212H45ZM65 209L67 210V214L65 213ZM72 209V210H71ZM76 211H75V210ZM240 209H242V210H240ZM12 210V211H11ZM25 210V211H24ZM39 210V211H38ZM74 210V211H73ZM3 211V212H2ZM21 211V212H20ZM34 211H35V214L37 215V216H35L34 215ZM55 213H54V212ZM74 213H76V215L78 216H76L75 214H73V212ZM79 211V212H78ZM230 211H232V214H231V212ZM240 211V212H239ZM243 211H244V213H243ZM2 212V213H1ZM18 212V213H17ZM5 215H4V214ZM38 213H41V214H38ZM58 213V214H57ZM61 213V214H60ZM69 213V214H68ZM74 215V216H72V214ZM94 213H96L95 215H94ZM230 213V214H229ZM239 213V214H238ZM19 214V215H18ZM22 214H24V215H22ZM47 214H49V215H51L52 217H48V215ZM64 214V215H63ZM79 214L81 215L80 217H79ZM237 214L239 215V216H237ZM241 214V215H240ZM0 215V216H1ZM14 215V216H13ZM42 215V217H40ZM55 215V216H54ZM68 215H70V216H68ZM88 217H87V216ZM93 215V216H92ZM243 215V216H242ZM6 216V217H5ZM21 217V219H23L21 222H23L22 224L20 223V221H18V220H20L19 218ZM44 216V217H43ZM60 218H59V217ZM62 216H65L64 218L62 217ZM24 217V218H23ZM28 218V220L26 219V218ZM31 217L32 218H34V219H31ZM39 217L41 218V220L43 221H41L40 219H39ZM48 217V218H47ZM58 219H57V218ZM72 217V218H71ZM77 219H76V218ZM82 217V219H80ZM87 217V218H86ZM6 218H8V220L6 219ZM10 218V219H9ZM54 218H56V219H54ZM68 218V219H67ZM73 218L75 219V221L73 220ZM89 218V219H88ZM91 218H92V220H91ZM97 218V219H96ZM228 218L230 219H233V220H231L230 219V221L228 220ZM238 218V219H237ZM38 219H39V221H38ZM65 219H67V220H65ZM79 219L81 220V221H79ZM84 219V220H83ZM85 219H88V220H85ZM217 220L216 222L215 221H213V220ZM10 220V221H9ZM33 220V221H32ZM56 220V221H55ZM59 220V221H58ZM69 220H71V221H69ZM90 220V222H88ZM244 220H246L245 222H244ZM8 221V222H7ZM45 221V222H44ZM56 222L57 224H55V223H53V222ZM60 221H63V222H60ZM72 221H74L75 223H76V225L77 226H79V227H76L74 224V222H72ZM79 221V222H78ZM84 223H83V222ZM93 223H92V222ZM237 221H238V224H236L237 223ZM241 221V222H240ZM29 222L30 223H32V224H29ZM51 222L53 223V224H51ZM66 222H67V224H66ZM83 224H82V223ZM87 222V223H86ZM234 222V223H233ZM244 222V223H243ZM35 223L37 224V225H35ZM39 223H43L44 224V227H42V225L43 224H39ZM45 223L47 224V225H45ZM69 223H71L72 224V226L71 227H69L70 225H69ZM91 223H92V225H91ZM216 223H218L217 225H219V228H220V231H219V229H218V227H217V225H216ZM48 224H49V226H48ZM66 224V225H65ZM81 226H80V225ZM84 224H85V226H84ZM240 224V225H239ZM38 225H41V229L40 228H38ZM57 225V226H56ZM62 225V226H61ZM88 225H89V227H88ZM52 226V227H51ZM54 226H56L57 228H55ZM68 226V227H67ZM82 226H84V227H82ZM239 226V227H238ZM28 227V228H27ZM40 227V226H39ZM54 227V228H53ZM67 227V228H66ZM216 227V228H215ZM223 227V228H222ZM233 227V228H232ZM242 229H241V228ZM52 228L54 229V230H52ZM70 228V229H69ZM234 228H236V230L237 231H234L235 229ZM239 228V229H238ZM27 229H29V230H27ZM43 229L44 230H46V233H43V232H41V230L43 231ZM50 229L52 230V231H50ZM57 229V230H56ZM74 229V230H73ZM217 230V231H214V230ZM224 229H226L225 231H224ZM21 230V229H20ZM47 230H49V231H47ZM73 232H72V231ZM76 230H77V232L78 233H76ZM79 230L81 231V233H79ZM86 230H87V232H86ZM230 230V231H229ZM19 231V230H18ZM61 231H63V232H61ZM65 231H67V232H65ZM68 231H70V232H68ZM210 231L211 232H213V233H210ZM45 232V231H44ZM76 234H75V233ZM217 232L218 233H220V235H217ZM13 233V234H12ZM17 233H18V235H17ZM19 233H20V235H19ZM33 233H35L36 234V236H35V234H33ZM40 233H42V234H40ZM60 233H61V236H59L60 235ZM65 233V234H64ZM224 233V234H223ZM232 233H233V235H232ZM12 234V235H11ZM15 234V235H14ZM30 234H31V236L32 237H34V239L33 238H31V236H30ZM73 235V236H69V235ZM83 234V235H82ZM86 234V235H85ZM40 237H39V236ZM46 235V236H45ZM50 235H51V237L52 238H54L55 240H53L51 237H50ZM66 237V238H64V236ZM76 235V236H75ZM9 236V237H8ZM20 237V239H16V237ZM28 236V237H27ZM30 236V237H29ZM45 236V237H44ZM55 236H56V238H55ZM22 237H24L23 239H22ZM37 239H36V238ZM44 237V238H43ZM48 237V238H47ZM58 237V238H57ZM74 237V238H73ZM14 238V239H13ZM52 239V241H50V239ZM73 238V239H72ZM85 238V239H84ZM28 239H31V240H28ZM47 239H49V242L50 243H48L47 241ZM81 239H83V240H81ZM2 240V241H1ZM3 240H5V241H3ZM12 240H15V242L13 241V243L15 244V246H14V244L12 243H10ZM24 240L27 242V241H32L33 240V242H30V243H28L29 245H33L31 248H33L32 250L30 249V246L27 244V243H25L24 242ZM36 240V241H35ZM45 240V241H44ZM58 240H60V241H58ZM7 241H9V243H10V245H8L7 244ZM39 241H41V242H39ZM82 241V242H81ZM84 241H86V243L84 244ZM18 242V243H17ZM23 242V243H22ZM46 243V247H45V249L47 250H43L42 248H39V249H42L43 251H40L39 249H36V248H38L37 246H35L36 244H39L38 246L39 247H43L44 248V244ZM58 242V243H57ZM65 242H66V244H65ZM35 243V244H34ZM41 243H42V245H41ZM44 243V244H43ZM47 243L49 244V245H47ZM62 243H63V247L64 248H62V247H59L60 245H62ZM16 244L18 245V244H22L21 246L20 245H18V247L16 246ZM23 244H26V245H23ZM51 244V245H50ZM57 244H60V245H57ZM11 245H13L14 246V249L13 250H10V249H12L13 248V246H11ZM9 246H11V247H9ZM24 247V248H21V247ZM26 246H28V247H26ZM67 246V249L65 248ZM16 247V248H15ZM35 247V248H34ZM10 248V249H9ZM21 248V249H20ZM70 248V249H69ZM18 250V251H16V250ZM34 249H36V252L34 251ZM0 251V252H1ZM37 251H39L40 253H38ZM16 252V253H15ZM18 252H19V255H21V253H23V255H21V256H19L18 255ZM33 252V253H32ZM35 252V253H34ZM42 252V253H41ZM6 254V255H5ZM15 256V258L13 257V255ZM26 254V258H25V255ZM41 254L42 255H44V256H41ZM60 254H62V255H60ZM108 254V255H107ZM28 255H30V256H28ZM48 255V256H47ZM50 255V256H49ZM51 255H53V256H51ZM111 255V256H110ZM125 255H126V257L127 258H125ZM17 256V257H16ZM62 256H66V258H68L67 260H64V259H66V258H64V257H62ZM12 257L15 259H13L14 260V262L11 260L12 259ZM30 257V258H29ZM39 257V258H38ZM48 257V258H47ZM113 257V258H112ZM18 258H20V259H22V260H18ZM50 258V259H49ZM52 258V259H51ZM63 258V259H62ZM110 258V259H109ZM9 259V260H8ZM18 261H17V260ZM28 259H30V260H32V262H30V260H28ZM35 259V260H34ZM57 259H59L58 261H57ZM105 259V260H104ZM114 259V260H113ZM117 261H116V260ZM126 261H125V260ZM48 260V261H47ZM22 261V262H21ZM36 261V262H35ZM60 261V262H59ZM63 261V262H62ZM2 262V263H1ZM6 262V263H5ZM118 262V263H117ZM9 264V263H8ZM11 264V263H10Z\"/></svg>", "mask_w": 264, "mask_h": 264}, {"label": "bare ground", "instance_id": "obj_2", "mask_svg": "<svg viewBox=\"0 0 264 264\" xmlns=\"http://www.w3.org/2000/svg\"><path fill=\"white\" fill-rule=\"evenodd\" d=\"M18 1V0H17ZM36 1V0H35ZM52 1V0H51ZM77 1H79V0H77ZM85 1H90V0H85ZM95 1H97V0H95ZM99 1V0H98ZM113 1V0H112ZM117 1V0H116ZM126 1V0H125ZM136 1V0H135ZM134 1V2H135ZM139 1V0H138ZM147 1V0H146ZM161 1V0H160ZM178 0H175V2H177ZM187 1H190V0H187ZM11 2V1H10ZM19 2V1H18ZM22 3H23V1H21ZM38 1H36V3H37ZM42 2V1H41ZM45 2V1H44ZM54 2V1H53ZM68 2H69V0H68ZM67 2V3H68ZM72 2H74V1H72ZM71 2V3H72ZM76 2V1H75ZM79 2H81V1H79ZM79 2H77L76 3V5L79 3ZM91 2V1H90ZM100 2V1H99ZM123 2H124V0H123ZM128 2V1H127ZM131 2V1H130ZM140 2V1H139ZM142 2V1H141ZM147 2H150V1H147ZM146 2V3H147ZM151 2H153V1H151ZM151 2L149 3V4H151ZM165 3H163V1H162V6L164 7V5L163 4H167L166 3V1H164ZM180 2V1H179ZM178 2V3H179ZM194 2H196V1H194ZM3 4V0H1L0 1V136H1V138H4V134H3V130H4V127H3V125H10V126H14V128H16L15 126H25V125H28V126H30V127H33L34 126V129L36 128L35 126H37V127H39L41 130H43L42 128H41V126L42 127H46L47 128V130H48V132H49V135H50V137H51V135H53L54 136V138L55 137H61L60 139H61V141H63L68 147H69V149L70 148H72V149H77V150H79V151H77V152H80L81 154H83V155H86L87 157H88V164L91 166V172L92 173H90V174H95L96 176V178H97V180L95 179V181H96V186L97 187H217V189L219 188V187H228V189L230 188V187H234V188H232L233 190L236 188V187H240L238 190H243L244 188H241V187H248V190H249V187H254V188H252V189H255V187H264V147H262L261 146V143H262V141L264 140V138L262 139V141L260 140L261 139V137L259 138V136H260V132L258 133V135L259 136H257V132H258V129L255 131V129H254V127H255V125H250L249 124V128H253L254 130L251 132L250 130H248V127L246 126V122H245V126L247 127H245L243 124H242V120H240V121H238V123H234V121H236L237 119L236 118H238L239 119V117H237L236 115H234V113H233V108L232 107H234L235 105H237V102H236V104L234 105V106H230V108H232V112H231V116L232 115H234V116H236V118L235 117H233V118H235L236 120H234V121H231L232 120V117H231V119H230V121H228L229 120V117H226V119H225V123H228V122H233L234 124H232V123H228L227 124V127H225V128H227L225 131H223V125L225 124V123H221L222 124V128L220 127V129L219 128H216V127H218L217 125H218V123L219 122H221V121H218V120H221V118H222V121H224V119H223V117L222 116H220L221 118H218V120L216 119V118H213V117H211L210 115H213V113H215V112H213L212 114H210L209 115V113L210 112H208V113H206L205 112V115H209V117L207 116H205L204 117V114L202 113V115L200 114V113H198V116H202L201 117V119L204 117V119H206V121L205 120H203V121H205V122H203V121H201V122H199L198 120V122L196 123L197 124V128L199 127L201 130H203V127H209V126H207V124L208 125H213V124H215V123H213V124H209V123H207L208 121V119L209 120H211L210 118H212V119H216L217 120V125H216V127H215V125H213V126H210V128H209V130L211 129L212 131H204L203 130V132L202 133H204V135L206 134V135H208L209 133H211V134H209V135H215L214 137H218L220 140V142L221 143H219V141L217 142L218 144H219V146L222 144V148H223V144H226L229 140H230V142L231 143H229L228 145L226 144V146L224 147V151H226L225 153H226V155L225 154H222L221 156H224L225 155V157H221V159H220V157H217V156H215L214 154H213V152H212V150L210 151V148H208L207 147V145H208V138H205L204 136H202V138H200V140H198L197 141V139L196 140H194V138H196V137H194L193 135H194V132H192V130L195 128V126L193 125V123H195V121H193V123H192V120L193 119H191V121H190V119H185L184 117L186 116L185 114L183 115V113H179V111L181 110H177L178 109V106H176L175 105V107L173 106V102H172V107H174V108H176L177 107V109H175L174 111H176V113L175 114H172L173 116H175L173 119H171V116H170V118H167V117H169V115L166 117V113H165V115H163L164 117H166V119L164 118V120L166 121L167 119H168V124H167V129H168V133L166 132V129H165V131L163 132V131H161V130H163L165 127H162V129L160 128L159 129V126H156V128L158 127V129L159 130H155V131H153L154 129H155V125H157V124H154V123H152V122H150V123H152V124H150L149 123V120L150 121H152V120H154V119H158V117L157 118H153V117H151V116H148V115H154V112L153 111H155L154 110V107H156V105L153 107V109L151 108V109H146V111H144L145 113H142V115H140L141 114V110L139 109V111H141V112H139L137 115L134 113L135 111H133L132 110V108H133V106H132V104H130L131 102H133L130 98H131V96H130V94L132 93V91H131V89H132V87H133V85L134 84H137L136 83V81H134L135 80V76H136V72H135V69H136V67H134L133 68V65H130V64H128V57H130L129 55L130 54H132V56H133V58H134V56L136 57V56H138V57H140L141 56V58L145 55V53L143 52V50H144V42H146L147 40H149V38L146 40L145 39V41H143V39L141 38V35H140V31L139 30H133L132 29V26L130 27H128V28H131V29H127L126 27H125V23H124V26H121V24H120V26H121V28H116V29H114V28H112V27H110L111 26V24L109 25V26H107L106 25V22H105V24H104V27L102 28H91V27H89L88 25V27L87 26H82L81 24H79V26H75V27H72L71 28V26H69V28H66V26L65 27H63V26H61V25H63V24H61L60 26H55V27H51L50 25H49V27L48 28H46L45 30L42 28V27H40L41 26V24H40V26L38 25V22H40L39 21V19L40 18H42V17H40L41 16V14L39 13V10L38 9H36V8H34V9H36V10H38L37 12H38V14H40V16L39 17H37V19H35L34 17H32L33 19H35V20H29L28 18H27V22L25 21L26 20V17H28L27 15H26V17H24V19L22 18V19H20V17L18 16V13L16 14L14 11H12V13L10 12H6L5 10H4V7L2 6V4ZM4 3H7V1L5 2L4 1ZM24 3H25V0H24ZM23 3V5L25 6V4ZM32 3V2H31ZM34 3V2H33ZM32 3V4H33ZM55 3V2H54ZM53 3V6L55 5ZM58 2H56V4H57ZM82 3V2H81ZM92 3V2H91ZM106 4H107V1L105 2ZM113 3H115V2H113ZM125 3V2H124ZM123 3V4H124ZM137 3V2H136ZM145 3V2H144ZM155 3H159V2H155ZM169 3V2H168ZM171 3V2H170ZM176 3V5H179V4H181V6H182V3ZM39 4V3H38ZM37 4V5H38ZM47 4V3H46ZM59 4H63V3H61V1H60V3ZM84 4H85V2H84ZM94 4V3H93ZM110 4V3H109ZM120 4V3H119ZM127 4V3H126ZM130 4H132V3H130ZM141 4H143V3H141ZM174 4V3H173ZM172 4V5H173ZM195 4V3H194ZM10 5V4H9ZM15 5H17L16 3H15ZM22 6V4H19V6ZM29 5H30V3H29ZM40 5V4H39ZM42 6H43V3L41 4ZM70 5H72V8H73V6H74V3L73 4H69V6ZM79 5V4H78ZM85 5H88V2H87V4H85ZM96 5V4H95ZM102 5V4H101ZM111 5H116V3L115 4H112L111 3ZM125 5V4H124ZM123 5V6H124ZM128 5H129V3H128ZM153 5V4H152ZM156 5V4H155ZM159 5V4H158ZM157 5V6H158ZM160 5V6H161ZM169 5V4H168ZM167 5V6H168ZM171 5V7H172V11H173V9H177L176 7H174V5L172 6ZM190 5H192L191 3H190ZM197 5V4H196ZM195 5V6H196ZM36 6V5H35ZM34 6V7H35ZM50 6H52V4H50ZM62 6V5H61ZM65 6H66V4H65ZM64 6V7H65ZM69 6H68V8H69ZM92 6V5H91ZM105 6H107V5H105ZM122 6V7H123ZM125 6H127V5H125ZM124 6V7H125ZM137 6V4H135V7ZM146 6H148V5H146ZM149 6H151V5H149ZM148 6V7H149ZM154 6V5H153ZM152 6V7H153ZM185 6V8H186V4L185 5H183V7ZM193 6V5H192ZM23 7V6H22ZM37 7V6H36ZM45 7H47V6H45ZM55 7V6H54ZM63 7V6H62ZM80 7L81 6H79V8L78 9H80ZM85 7V6H84ZM113 7V6H112ZM121 7V8H122ZM130 7V6H129ZM129 7H127V8H129ZM133 7H134V5H133ZM144 7V6H143ZM148 7H146L147 8V10H148ZM151 7V8H152ZM180 6H178V8H179ZM3 8V9H2ZM10 8V7H9ZM28 8H29V6H28ZM44 8V7H43ZM42 8V9H43ZM59 8H61L60 6H59ZM59 8H56V9H59ZM93 8V7H92ZM96 8H97V5H96ZM99 8V7H98ZM108 8H110L109 7V5H108ZM115 8V7H114ZM114 8H113V10H114ZM117 8V7H116ZM150 8V9H151ZM165 8H167V7H165ZM165 8L163 9L162 8V11L163 10H165ZM185 8H180V10L181 11H185ZM188 8V7H187ZM190 8V7H189ZM188 8V9H189ZM195 7H193L192 8V10L194 9ZM251 8H253V7H251ZM11 9V8H10ZM13 9V8H12ZM27 9V8H26ZM25 9V10H26ZM33 9V8H32ZM34 9H33V11H34ZM45 9H50V7L48 8H45ZM55 9V8H54ZM123 9H126V7L125 8H123ZM132 9V8H131ZM149 9V10H150ZM154 9V8H153ZM152 9V10H153ZM158 10L159 8L157 7V8H155L153 11H155V10ZM170 9V8H169ZM169 9H167L168 11H169ZM196 9V8H195ZM8 10V9H7ZM15 10V9H14ZM30 10V9H29ZM52 10V9H51ZM61 10H63V8L61 9ZM70 10H73V9H70ZM75 10V9H74ZM80 10H82V8L80 9ZM97 11H98V9H96ZM112 10V9H111ZM121 9H119L118 11H120ZM127 10V9H126ZM135 10V9H134ZM133 10V11H134ZM137 10H138V8H137ZM141 10H142V8H141ZM148 10V11H149ZM161 10V9H160ZM158 11V12H160V13H162L161 11ZM179 10V9H178ZM190 10V9H189ZM250 10V9H249ZM23 11H24V9H23ZM27 11V10H26ZM31 11V10H30ZM50 11V10H49ZM48 11V12H49ZM66 11H68V10H66ZM83 11V10H82ZM90 11V10H89ZM100 11V10H99ZM109 11V10H108ZM122 11V10H121ZM194 11H196V10H194ZM193 11V12H194ZM22 12V11H21ZM36 12V11H35ZM51 12V11H50ZM54 12V11H53ZM84 12V11H83ZM90 12H92V11H90ZM90 12H89V14H90ZM104 12V11H103ZM113 12V11H112ZM124 12V11H123ZM130 12V11H129ZM141 12H143V10L141 11ZM140 12V13H141ZM156 12V11H155ZM186 12H187V10H186ZM34 13V12H33ZM41 13H42V11H41ZM58 13H61V12H58ZM57 13V14H58ZM65 13H68L69 14V12H64V14ZM72 13H73V11H72ZM71 13V14H72ZM76 13V12H75ZM79 13H80V11H79ZM87 14H88V12H86ZM93 13H95V12H93ZM98 13V12H97ZM100 13V12H99ZM106 13H107V11H106ZM110 13V12H109ZM132 13V12H131ZM136 13L137 12H134L132 15H134L135 14V16H136ZM144 13V12H143ZM151 13V14H150ZM153 12H150L149 11V13H144L145 14V16L147 15V14H149L150 16L151 15H153V22L155 23L158 19H159V17L156 15V14H158V13H154V14H152ZM165 13V12H164ZM167 13V12H166ZM172 13V12H171ZM190 13V12H189ZM191 13H192V11H191ZM62 14V13H61ZM85 15V14H83V15H81L80 17L79 16H77L78 17V21L80 20V19H84V21L86 20H88V21H93V17L94 16H90V15ZM144 14H142V15H144ZM170 13L168 12V16L167 17H169V18H171V16L170 15H172V14H170ZM30 15V14H29ZM35 15H37V14H34V16ZM43 15V14H42ZM55 15V14H54ZM67 15V14H66ZM98 15H101V14H98ZM104 15V14H103ZM109 15H111V13L110 14H108L107 16V18L106 19H108V18H110L109 17ZM117 14H115V16H116ZM122 15V14H121ZM126 15V14H125ZM129 15H131V14H129ZM149 15L147 16V17H149ZM159 15V14H158ZM163 15V14H162ZM167 15V14H166ZM49 16V15H48ZM62 16V15H61ZM104 16H106V15H104ZM103 16V17H104ZM154 16H156V18H157V20L156 21H154L155 20V18H154ZM159 16H161V15H159ZM185 15L183 14V16L182 17H184ZM63 17V16H62ZM70 17H72V16H70ZM96 17V16H95ZM98 17V16H97ZM119 17V16H118ZM118 17H116L115 18V20L117 19V21H118ZM123 17H124V15H123ZM122 17V18H123ZM143 17V16H142ZM166 17V16H165ZM185 17H187V19H189V17L186 15ZM46 18V17H45ZM45 18H43V19H45ZM49 18H50V16H49ZM52 18V17H51ZM57 18V17H56ZM65 18V17H64ZM111 18H112V16H111ZM127 18V17H126ZM126 18H125V20H126ZM136 17H134V19H135ZM139 18V17H138ZM143 18H145V17H143ZM143 18H141L142 20H145V19H143ZM151 18V17H150ZM163 18V17H162ZM161 18V19H162ZM173 18V17H172ZM47 19V18H46ZM52 19H54V20H56L54 17L52 18ZM70 19V18H69ZM100 19H102V18H99V19H97V20H100ZM119 19H120V17H119ZM124 19V18H123ZM134 19H133V21H134ZM140 19V18H139ZM161 19H160V21H161ZM175 19V21H176V18H174ZM187 19H185V20H187ZM23 20H24V22H23ZM38 20V21H37ZM60 20H61V18H60ZM95 20V19H94ZM113 20H114V17H113V19H111L110 20V22H113ZM121 20V19H120ZM128 20V19H127ZM151 20V19H150ZM50 21V20H49ZM59 21V20H58ZM57 21V22H58ZM83 21V22H84ZM149 21V20H148ZM148 21H147V23H148ZM168 21H169V19H168ZM171 21H172V19H171ZM182 21V20H181ZM190 21H194V20H192V19H190ZM230 21V20H229ZM228 20H227V22H229ZM42 22H46V20H44V21H42ZM41 22V23H42ZM52 22V21H51ZM67 22H69V21H67ZM115 22V21H114ZM122 22V21H121ZM130 22H131V20H130ZM130 22H127V23H130ZM139 22H141L140 20H139ZM152 22V21H151ZM159 22V21H158ZM162 22V21H161ZM184 22V21H183ZM183 22H182V24H183ZM186 22H188V23H190L189 21H185L184 23H185V25H187L186 24ZM25 23V24H24ZM27 23V24H26ZM48 23V22H47ZM50 23V22H49ZM48 23V24H49ZM59 23H60V21H59ZM73 23V22H72ZM117 23H119V21L117 22ZM142 23V22H141ZM140 23V24H141ZM144 23V22H143ZM146 23V22H145ZM179 22H177V23H173V21H172V24L174 25L175 24V26H177L178 27V25L181 23H179ZM194 23V22H193ZM192 23V24H193ZM195 23H197V21L195 22ZM206 24V22H201V23H199L201 26L203 25V24ZM51 24V23H50ZM75 24V23H74ZM88 24V23H87ZM97 24H98V22H97ZM108 24V23H107ZM116 24V23H115ZM132 24V23H131ZM149 24V23H148ZM147 24V26H149V29L148 30H146V32L147 33H149V30H151L150 28H151V24L152 23H150V25H148ZM159 24H160V22H159ZM158 24V25H159ZM162 24H164V23H162ZM162 24H160V27L162 26ZM166 24H168V22L166 21ZM169 24H170V22H169ZM177 24V25H176ZM181 24V25H182ZM191 24V25H192ZM198 24V23H197ZM204 24V25H205ZM42 25H43V23H42ZM56 25V24H55ZM76 25V24H75ZM102 25V24H101ZM130 25V24H129ZM132 25H134V24H132ZM137 25H138V23H137ZM155 25V24H154ZM153 25V26H154ZM173 25H170V27L171 26H173ZM184 25V24H183ZM184 25V30L185 29H187V27L189 26V24H188V26L186 27ZM227 25H232V22L230 23V24H228L227 23ZM91 26H93L92 24H91ZM113 26V25H112ZM141 25H139V28L140 29H144V27L142 28V27H140ZM145 26V25H144ZM147 26H146V29H147ZM180 26V25H179ZM197 25L196 24H194V26H192L191 28L193 29V27H195L196 29V31L195 32H199V30L201 29V27H200V29L198 30V27H196ZM243 26V25H242ZM241 26V27H242ZM98 27V26H97ZM100 27V26H99ZM114 27V26H113ZM117 27H118V25H117ZM122 27H125V28H122ZM155 27V26H154ZM156 27H158V26H156ZM168 27V26H167ZM229 27V26H228ZM169 28V27H168ZM172 28H174V26L172 27ZM179 28V27H178ZM181 29H182V27H180ZM205 28V27H204ZM244 28H246V26L245 27H243V29ZM156 29H158V28H156ZM167 29V28H166ZM175 29V28H174ZM247 29V28H246ZM154 30V28H152V31ZM159 30V29H158ZM157 30V31H158ZM160 30H161V28H160ZM163 30H164V28H162V32H163ZM169 30H171V29H169ZM169 30L167 29V31L169 32ZM180 30V29H179ZM178 30V31H179ZM184 30H180V31H182V32H184ZM194 30V29H193ZM203 29H201L200 30V32L202 31ZM139 31V32H138ZM175 31H176V29H175ZM180 31H179V33H180ZM186 31V30H185ZM192 31V30H191ZM245 31V30H244ZM44 32H47V34L45 33V35L46 36H44ZM142 32L143 33H141V34H143L144 35V33H145V31L144 30H142ZM160 32V31H159ZM189 32H190V30H189ZM188 32V33H189ZM247 32H248V29H247ZM146 33V34H147ZM153 33V32H152ZM151 33V34H152ZM171 33H173V32H171ZM176 33H177V31H176ZM186 33V32H185ZM187 33V34H188ZM191 33V32H190ZM244 33V32H243ZM250 33V32H249ZM249 33H247V34H249ZM163 34L164 33H160V38H163ZM165 34H166V31H165ZM168 34V36H169V33H167ZM174 34H175V32H174ZM173 34V35H174ZM181 34H183V33H181ZM192 34H194L193 33V31H192ZM196 34V33H195ZM150 35V34H149ZM162 35V36H161ZM172 35V36H173ZM191 35V34H190ZM190 35H188V37L190 36ZM197 35H198V33L195 35V37L193 36V38L195 39H197L198 37H197ZM199 35H201V34H199ZM148 36V35H147ZM153 36V35H152ZM156 36V35H155ZM186 36V35H185ZM250 36H251V34H250ZM46 37H47V39H46ZM141 38V39H138V38ZM158 37V36H157ZM157 37H155L154 38V40L157 38ZM178 37V36H177ZM176 37V38H177ZM187 37V38H188ZM248 37V36H247ZM145 38H146V35H145ZM164 38H165V36H164ZM163 38V39H164ZM169 38H171L170 40H172V44H175L173 41H179V38H178V40L176 39V40H174V39H172V37L171 36H169ZM173 38H175V37H173ZM192 38V37H191ZM192 38V39H193ZM201 38H203V37H201ZM152 39H153V37H152ZM157 39H159V37L157 38ZM156 39V40H157ZM166 39V38H165ZM185 39V38H184ZM192 39H189L191 42H190V44H189V48H188V50L190 49V45H192V42H197L196 41V39H195V41H194V39H193V41H192ZM161 41H162V39H160ZM167 40H168V38H167ZM166 40V41H167ZM202 40H204V39H202ZM150 41H151V38H150ZM153 41V40H152ZM159 41V40H158ZM182 41H184L183 39H182ZM105 42V44L107 43V47H106V49H104L103 47H105V45L103 46V43ZM149 42V41H148ZM157 42V41H156ZM164 42V45L166 44V43H168V41L167 42H165V41H163ZM169 42H171V41H169ZM179 42H181V39H180V41ZM153 43H155V42H153ZM187 43H188V41H187ZM220 43H222V41L220 42ZM146 45H147V42L145 43ZM155 44H157V43H155ZM154 44V45H155ZM161 45V43H160V41H159V43L157 44V47H160V46H158V45ZM163 44V43H162ZM179 44V43H178ZM177 43L175 44V45H172V49H171V51L172 50H174V49H180L179 48V46H180V44H179V46H177L178 45ZM201 44H203L202 42H201ZM205 44H207V43H205ZM223 44H224V47H225V42H223ZM153 44H151L150 42H149V46H152ZM182 45H185V44H182ZM103 46V47H102ZM162 46V45H161ZM208 46H209V44H208ZM147 47V46H146ZM156 47V45H155V47L154 46H152L151 48H152V50L153 51H156L155 49H157V51H158V48ZM167 47H168V45H167ZM166 47V48H167ZM170 47V46H169ZM174 47V48H173ZM178 47V48H177ZM184 47V46H183ZM182 47V48H183ZM193 47H194V43H193ZM222 47V46H221ZM148 48V47H147ZM150 48V47H149ZM154 48V49H153ZM164 48H165V46H164ZM166 48H165V52H166ZM171 48V47H170ZM170 48L167 50V55H168V57H166V60H164V56L163 57H161V54H159L160 56H159V62H157L158 61V54L156 55V56H154V57H157V64L156 63H154L155 64V66H156V68H157V65H158V63H159V65H160V68H159V73H161V74H163L162 76H164L163 78L164 79H162V77H160V81H161V86L160 87H164V86H166V83H168L167 85H168V88L170 87L169 86V81L167 82V80H168V77L170 78V76L171 75H169L170 74V72H171V66H173L174 67V61H177V59L178 58H175L174 57V52L172 53L171 51H170ZM182 48L180 49V54H181V50H182ZM150 50V49H149ZM187 49L185 50V51H188ZM192 50H194V49H190L189 50V52L190 51H192ZM225 50V49H224ZM224 50H222V51H224ZM145 51V50H144ZM151 51V50H150ZM156 51V52H157ZM159 51H162L163 52V50H159ZM159 51L157 52V53H159ZM175 51V50H174ZM213 51V50H212ZM216 51V50H215ZM144 53L143 55H141V53ZM183 52H184V50L182 51V55L181 56H183ZM188 52V53H189ZM218 52V51H217ZM217 52H216V54H217ZM226 52V51H225ZM164 53V52H163ZM169 53H170V55H169ZM176 53H178L177 51H176ZM175 53V54H176ZM150 54V56H151V52L149 53ZM149 54H148V56H149ZM153 55L155 54L154 52L152 53ZM173 56H172V55ZM185 55H186V53H184ZM192 54H194V52L193 53H191V55ZM153 55H152V57H153ZM179 55V54H178ZM187 55H189L190 56V54H187ZM230 55V54H229ZM199 56V55H198ZM138 57H136V59L138 58ZM151 57V58H152ZM179 57V56H178ZM187 56H183V57H179L180 59H179V61L181 60V58H182V61H180V62H182V66L180 67V70H179V72L181 71V72H183L184 70H182L181 68L183 67L184 69L185 68H187V66L189 65V62L186 60L185 61V58H186ZM191 57V56H190ZM194 57H195V55H194ZM201 56H199V58H200ZM228 56L226 55L225 56V58H227ZM128 58V59H127ZM131 59H132V57H130ZM144 59L146 58V56H144L143 57ZM151 58H150V60H151ZM162 58V59H161ZM193 57H191V59H192ZM229 58V57H228ZM135 59V58H134ZM176 59V60H175ZM190 59V60H191ZM202 58H200V60H201ZM47 60L50 62V65H51V63L52 64H55L59 69H61V73L59 74V75H56L55 74V72L50 68V69H48V67H47V69H46V67H45V65L44 64H47L46 62H47ZM138 60H141V59H138ZM193 60V59H192ZM142 61V64L143 65H145L146 64V67L149 69V67H150V65L146 62V60H144L145 62H143V59L141 60ZM152 61V60H151ZM178 61V62H179ZM201 61H203V60H201ZM78 63L76 66H75V64L74 63ZM184 62H187V64L186 63H184ZM191 62H193V61H191ZM194 62H196L195 60H194ZM193 62V63H194ZM199 62V61H198ZM205 62V61H204ZM129 63H131L132 64V62H130V60H129ZM145 63V64H144ZM200 63H202V62H200ZM238 63H239V65H241L240 63L241 62H237V65H238ZM149 65V67H148V65ZM151 64V63H150ZM178 63H176L175 65H177ZM181 64V63H180ZM183 64H186V67L183 65ZM195 64V63H194ZM193 64V65H194ZM199 64V63H198ZM49 65V64H48ZM114 65H115V67L117 66L118 67V69H115L114 68ZM137 65H139V64H137ZM141 65V64H140ZM140 65L138 66V67H140ZM158 65V66H159ZM192 65V64H191ZM196 66H197V64H195ZM238 65V66H239ZM245 65V64H244ZM243 65V66H244ZM52 66V65H51ZM152 66V65H151ZM155 66H153V67H155ZM205 66H206V64H205ZM237 66V67H238ZM258 66V65H257ZM256 66V67H257ZM50 67V66H49ZM144 67V66H143ZM146 67H144V68H146ZM179 67V66H178ZM188 67H193V66H188ZM199 67H201V66H198V68ZM56 68V67H55ZM147 68H146V70H147ZM156 68H154V69H156ZM195 68V67H194ZM206 68V67H205ZM244 68V67H243ZM142 69V68H141ZM140 69V70H141ZM173 69H175V67L173 68ZM190 69V68H189ZM191 69H193V68H191ZM207 69H208V67H207ZM231 69V68H230ZM229 69V70H230ZM239 71H241V69H239V68H237ZM247 69V68H246ZM253 69H255V68H251V70L253 71ZM261 69H263V68H261ZM260 69V70H261ZM56 70H57V68H56ZM139 70V69H138ZM138 70H137V72H138ZM139 70V71H140ZM157 70V69H156ZM156 70H153L154 72H156ZM177 70V71H178ZM188 70V69H187ZM194 70H196V69H193L191 72H190V70L189 71H186L185 70V74H188V72H189V75H184L183 77V79L185 80L184 81V83H186L187 81H186V79L187 80H190V79H192V78H190V73H191V75H192V72H193V74H194V72H195V74L194 75H196V71H194ZM204 71H205V69H203ZM233 70V69H232ZM248 70H250L249 68H248ZM259 70V69H258ZM144 71H145V69H144ZM144 71H143V73H144ZM149 71H151V69L149 70ZM175 71V70H174ZM173 70H172V72H174ZM203 71V72H204ZM224 71L225 70H223V73H224ZM244 71H247V70H244ZM255 71H256V69H255ZM264 71V70H263ZM147 72H148V70H147ZM146 71H145V75H142V73L140 74V75H142V76H144V78H145V76H146V73H147ZM176 72V71H175ZM197 72H198V70H197ZM200 72H201V69H200ZM200 72L197 74V75H199L200 74ZM203 72H201V75H202V73ZM233 72V71H232ZM259 72V71H258ZM149 73V72H148ZM227 73V72H226ZM248 73V75L251 73V72H247ZM246 73V74H247ZM150 74H152V75H154V73L152 72V73H150ZM156 74H158V73H156ZM173 74H175V73H173ZM172 74V75H173ZM203 74H205V73H203ZM258 73H256V75H257ZM149 76V74H147V78H145L146 79V81L147 80H150V78L148 79V76L149 77H153V76ZM167 75H168V77H167ZM178 75L180 76L181 74H179L178 73ZM178 75H176V76H178ZM196 75V76H197ZM206 75V74H205ZM223 75V74H222ZM231 75H232V73H231ZM244 75H245V72H244ZM254 75H255V73H254ZM156 76V75H155ZM154 76V77H155ZM160 75H158V77H159ZM178 76V77H179ZM188 76V77H187ZM218 76V75H217ZM230 76V75H229ZM233 76H234V74H233ZM137 77H139V75H137ZM137 77H136V80H137ZM176 78L175 77V75H174V78L177 80V79H179V78ZM182 77V76H181ZM198 77H200V76H198ZM204 77H206V76H204ZM203 77V78H204ZM222 77V76H221ZM242 77H243V75H242ZM252 76H250V78H251ZM257 77V76H256ZM255 77V78H256ZM166 78H167V80H166ZM174 78H172V79H174ZM186 78V79H185ZM202 78V77H201ZM216 78V77H215ZM227 78V77H226ZM231 78H232V76H231ZM230 78V79H231ZM244 78V77H243ZM264 78V77H263ZM140 79H141V77H140ZM140 79H139V81H140ZM153 79V78H152ZM156 79H158V78H156ZM171 79V78H170ZM182 78H181V80H183ZM194 79H196V77L194 78ZM217 79V78H216ZM219 79V78H218ZM254 79V78H253ZM257 79V78H256ZM262 79V78H261ZM142 80V79H141ZM154 80V79H153ZM159 80V79H158ZM166 80V81H165ZM181 80L179 81V83L178 84H180L181 83ZM193 80V79H192ZM263 80V79H262ZM262 80H261V83H262ZM145 81V80H144ZM143 81V83H145L144 85H146V83L148 84V85H150L151 83H149V82H144ZM152 81V80H151ZM164 81V82H163ZM193 81H195V80H193ZM210 81H212V80H210ZM217 81V80H216ZM224 81V80H223ZM234 81V80H233ZM243 81H245V79H243ZM250 81H251V79H250ZM254 81V80H253ZM152 82H154V81H152ZM165 84V85H163V83ZM205 82V81H204ZM220 82V81H219ZM239 82V81H238ZM127 83H130V87H131V89H129V85L127 84ZM141 83V85L138 83V85H140V86H142L143 85V83L142 82H140ZM157 83H159V82H157ZM189 83V82H188ZM202 84H203V82H201ZM211 83V82H210ZM242 83V82H241ZM244 83V82H243ZM242 83V84H243ZM259 83V82H258ZM182 84V83H181ZM181 84H180V87H181ZM192 84V85H191ZM196 84H198V82L196 83ZM200 84V83H199ZM205 84V83H204ZM207 84H209L208 83V81L206 82V84H205V86L207 85ZM217 84V83H216ZM215 84V85H216ZM238 84V83H237ZM245 84V83H244ZM260 84V83H259ZM172 86H171V88L170 89H172V88H175V87H173V86H175V85H177V84H171ZM190 85L191 86H193V82L191 83L190 82ZM210 85V84H209ZM208 85V86H209ZM212 85V84H211ZM214 85V86H215ZM218 85H220V84H218ZM222 85V84H221ZM247 85H248V83H247ZM134 86H136V85H134ZM140 86H136V88L138 89V91L136 92L135 90H134V88H133V90L136 92V93H138L139 94V90H140ZM157 86H158V84H157ZM178 86L179 85H177V88H178ZM182 86H183V84H182ZM187 86L188 87H190L189 86V84H187ZM187 86L185 87V88H187ZM194 86H195V84H194ZM228 86H229V84H228ZM227 86V87H228ZM230 86H231V84H230ZM229 86V87H230ZM245 87H246V85H244ZM259 87H260V85H258ZM116 87H118V89L116 88ZM139 87V88H138ZM148 87V86H147ZM150 88L149 89H151L152 87H151V85L149 86ZM155 87V86H154ZM159 87V86H158ZM179 87V88H180ZM197 87H200L199 85H197ZM202 87V90H203V88H204V86H201ZM216 87V86H215ZM226 87V86H225ZM233 87H235V86H233ZM239 87V86H238ZM247 87H249V86H247ZM251 87V86H250ZM259 87H258V89H259ZM263 88H264V85L262 86ZM135 88V89H136ZM142 88V87H141ZM146 88V87H145ZM191 88V87H190ZM190 88H188V89H190ZM206 88V87H205ZM209 88V87H208ZM207 88V89H208ZM221 88V87H220ZM237 88V87H236ZM260 89V90H264V89ZM142 89H144V87L142 88ZM142 89L140 90V91H142ZM159 90L158 91H160V89L161 88H158ZM165 89V88H164ZM187 89V90H188ZM197 89H199V88H197ZM201 89V88H200ZM222 89H223V87H222ZM225 89V88H224ZM257 89V90H258ZM116 90H117V93L119 92V94L117 95L116 94ZM119 90V91H118ZM153 90H155L154 88H153ZM162 90V89H161ZM168 89H166L165 91H167ZM181 90H182V88H181ZM196 90V89H195ZM202 90H200L201 92H202ZM227 90V89H226ZM225 90V91H226ZM229 90H231V88H229ZM228 90V91H229ZM240 89H238V91H239ZM256 90V91H257ZM147 91V90H146ZM150 91H152V89L150 90ZM156 91V90H155ZM163 91V90H162ZM172 91V90H171ZM177 91H178V89H175V93L177 94ZM183 91L184 92H186V90H184V86H183ZM223 91L224 90H221V93H222V96H223V98H225L224 97V93H223ZM224 91V92H225ZM234 91H236V90H234ZM233 91V92H234ZM147 92H149V91H147ZM154 91H152V95L150 96V93H149V96L151 97H148V99H149V101H151V103H154V99L155 98H152V97H156L159 93H153ZM157 92V91H156ZM178 92H180V91H178ZM192 92V91H191ZM195 92V93H194ZM205 92L206 91H204V94H205ZM209 92H211V91H209ZM241 92V91H240ZM257 92H259V91H257ZM141 93V92H140ZM143 93V92H142ZM165 93V92H164ZM164 93H162V95L164 94ZM171 93H173V91L171 92ZM170 93V94H171ZM193 93L196 95V91H193ZM208 93V92H207ZM228 93L229 92H227L226 94L228 95ZM231 93H232V91H231ZM166 94V93H165ZM168 94V93H167ZM167 94H166V96H167ZM180 94H182L181 92H180ZM188 94H189V91H188ZM197 94L199 95V92H197ZM203 94V95H204ZM210 94V96H211V93H209ZM224 94V95H223ZM238 94H239V92H238ZM238 94H237V96H238ZM242 94L243 95H245L243 92H242ZM242 94H241V96H242ZM132 95V94H131ZM135 95V94H134ZM143 95V94H142ZM144 99H145V97H146V94H145V91H144ZM156 95V96H155ZM185 95V94H184ZM183 95V96H184ZM190 95V94H189ZM192 95V94H191ZM198 95H196L197 97H198ZM206 95H208V94H206ZM205 95V96H206ZM148 96V95H147ZM159 96V95H158ZM173 96H175V94L173 95ZM188 96V95H187ZM209 96V97H210ZM217 96H219V95H217ZM261 96L263 97V95L261 94ZM260 95H257V97L256 98H258L259 97V100L257 99V102H256V99H255V105H252L251 106V108L253 109L254 107L253 106H256V103H258V101H259V105H257V106H260L261 105V103L260 102H262V100H264V98L262 99V98H260L261 97ZM113 97L115 98V100H113ZM117 97V98H116ZM135 96H133L132 97V99H135L134 98ZM163 97V96H162ZM165 97V96H164ZM163 97V98H164ZM171 97V96H170ZM180 97V95H178V98ZM203 97V96H202ZM212 97V96H211ZM243 97L244 96H242V99H243ZM137 98H139L138 96H137ZM140 98H143V96L141 97L140 96ZM147 98V97H146ZM163 98H160V96H159V102L158 103H160V106H161V104L163 105L164 103L162 102V99ZM167 98V97H166ZM165 98V99H166ZM199 98H200V96H199ZM204 98H206V97H203V101H205L204 100ZM227 98V97H226ZM245 98V97H244ZM117 99V100H116ZM131 101L130 103H129V100ZM152 99V100H151ZM156 99H158V98H156ZM155 99V100H156ZM164 99V100H165ZM171 99H172V97H171ZM185 99V98H184ZM209 99H211V98H209ZM219 99V102L221 101L220 100V98H218ZM237 99H239V96H238V98ZM248 99H250V98H248V97H246V101L248 100ZM261 99V100H260ZM146 100V99H145ZM161 100V101H160ZM166 100H168V99H166ZM165 100V101H166ZM173 100V99H172ZM177 100V99H176ZM187 100V99H186ZM185 100V101H186ZM194 100H196V98H194ZM208 100V99H207ZM206 100V101H207ZM212 100V99H211ZM215 100H217V99H215V97H214V104H215ZM228 100V99H227ZM230 100V99H229ZM250 100H252V99H250ZM142 101V100H141ZM141 101H139V102H141ZM203 101L202 102H200V99L198 100V103L200 104V108H201V103L203 104ZM210 101V100H209ZM209 101H208V103H209ZM213 101H211V102H213ZM222 101L223 102H225V100H223L222 99ZM230 101H232V100H230ZM244 102H245V100H243ZM109 102H112L113 104L112 105H114L115 103H117V106L118 107H113V106H110V104H109ZM120 102V103H119ZM136 102V101H135ZM157 102V101H156ZM181 102V101H180ZM191 102H193V100L191 101ZM223 102H221L222 104H223ZM227 102H229V101H227ZM248 102V101H247ZM137 103V102H136ZM135 103V104H136ZM147 103V102H146ZM145 103V104H146ZM151 103H149V106H151ZM177 102H175L174 101V104H176ZM182 103L184 104V107H185V103H184V100H183V98H182V102H181V106H182ZM187 103L189 104L190 103V101L189 102H186V105H187ZM197 103V104H198ZM218 103V102H217ZM221 103H219V106H221ZM250 103H251V101H249V105H250ZM253 103H254V101H253ZM252 103V104H253ZM167 104V103H166ZM191 104V103H190ZM195 104V103H194ZM193 104V105H194ZM206 104V103H205ZM227 104V103H226ZM230 104H232V103H230ZM233 104H234V102H233ZM242 104V103H241ZM264 104V103H263ZM154 105V104H153ZM165 105V104H164ZM168 105V104H167ZM207 105V104H206ZM213 105V104H212ZM216 105H218V104H216ZM244 105H245V103H244ZM166 106V105H165ZM170 106V105H169ZM199 106V105H198ZM197 106V107H198ZM223 106H224V104H223ZM238 106V105H237ZM241 106H243V105H241ZM136 107V106H135ZM145 107V106H144ZM147 107H148V105H147ZM159 107V106H158ZM158 107H156V108H158ZM183 107V106H182ZM191 107H193V106H191ZM203 107H206V106H203ZM243 107H245V106H243ZM247 107V106H246ZM246 107L245 108H243L242 110L244 111L245 109H246ZM261 107H263V106H261ZM142 108H143V103H142ZM155 108V109H156ZM180 108V107H179ZM187 109H188V107H186ZM200 108H198L197 110H196V105H195V111L194 110H192V111H194L195 112V114H196V112H200ZM214 107H212L211 108V110L213 109ZM219 108H221V107H219ZM223 108V107H222ZM228 108L229 107H227V110H228ZM86 109H90V111H88V110H86ZM130 109L132 110V112H130ZM135 109V108H134ZM160 109H162V108H160ZM164 109V108H163ZM169 110V113L167 112V111H165V112H167L168 114H170V109H169V107L168 108H166V110ZM184 108H182V110H183ZM189 109H190V105H189ZM206 109H207V111L209 110L207 107H206ZM258 109H260L259 107L257 108V110ZM151 110V111H150ZM165 110V109H164ZM163 110V111H164ZM173 110V109H172ZM171 110V111H172ZM185 110V109H184ZM202 110V109H201ZM214 110L215 111H217V109H215L214 108ZM213 110V111H214ZM226 110V109H225ZM226 110V111H227ZM240 110V109H239ZM247 110V109H246ZM249 110V112H250V108L248 109ZM248 110H247V112H248ZM148 111H150V112H148ZM157 111V110H156ZM173 111V112H174ZM187 111V110H186ZM190 111V110H189ZM221 111V110H220ZM222 111H224V110H222ZM254 111H256L255 110V108H254V110H253V112ZM260 111V110H259ZM262 111H264V108L262 109ZM262 111H261V113H262ZM88 112H90V115H89V113ZM147 112H148V115H147ZM152 112H153V114H152ZM158 112V111H157ZM172 112V113H173ZM181 112V111H180ZM182 112H185V111H182ZM188 112V111H187ZM218 112V111H217ZM216 112V113H217ZM225 112V111H224ZM235 112V111H234ZM238 114L240 113V112H242V111H236ZM235 112V113H236ZM244 112H246V111H244ZM86 113H88V117H86L85 116V114ZM136 113H137V111H136ZM158 113H161V110L158 112ZM156 114V115H160V114ZM186 113V112H185ZM189 113V112H188ZM228 113V112H227ZM230 113V112H229ZM243 113V112H242ZM255 113V112H254ZM256 113H257V111H256ZM255 113V114H256ZM264 113V112H263ZM146 114V115H145ZM187 114V113H186ZM218 114V113H217ZM220 114V113H219ZM219 114H218V116H219ZM222 114H223V112H222ZM246 114V113H245ZM258 114V113H257ZM156 115H154V117L156 116ZM194 115V114H193ZM224 115H225V113H224ZM190 116H192V115H189V117ZM196 116H197V114H196ZM215 116V115H214ZM217 116V115H216ZM215 116V117H216ZM246 116H247V114H246ZM252 116V115H251ZM250 116V119L251 120H253L252 119V117L254 118L255 116H252L251 117ZM259 116H260V114H259ZM258 116V117H259ZM261 116H262V114H261ZM161 117V116H160ZM188 117V118H189ZM194 117V116H193ZM242 117V115L240 116V118ZM243 117H245V116H243ZM242 117V118H243ZM124 118H126L127 120H128V122L129 123H131V125L133 126V127H135V129H134V132H135V130L136 131H138L139 132V130L141 131L144 127H146V130L145 131H148L149 133H150V135H149V138L151 139V144L149 143L148 144V148H149V146H151L150 148V150L151 151H149L148 153H146L145 151V155H142V154H140L139 153V150H138V145H139V143L141 142V140H140V142L138 143V135L137 136H134L133 138H132V140H131V142H129V144H130V146L129 145H127V142H128V140H127V142H126V140L125 141H117V140H119V138L118 137H116V138H118V139H116V142H115V139L114 138H112V139H110L109 141L107 140L109 137H113V136H116V133H117V135H118V132H120V131H124L125 132V129H126V126L125 125H123V123H126V120L124 119ZM140 118H143V120H145L144 122H142L141 121V119ZM145 118V119H144ZM150 118H152V119H150ZM163 118V117H162ZM122 119H124L125 121L122 123L121 121H122ZM161 119V118H160ZM194 119H198V117H195ZM200 119V118H199ZM247 119H249V117L247 118ZM256 119V118H255ZM264 119V118H263ZM163 120V121H164ZM246 120V119H245ZM260 121H261V118L259 119ZM159 121V120H158ZM258 121V120H257ZM157 122V121H156ZM161 122V121H160ZM159 122V123H160ZM166 122V123H167ZM211 122V121H210ZM213 122H215V121H213ZM254 122V124L256 123V121H253ZM158 123V124H159ZM164 124H165V122H163ZM162 123V124H163ZM191 123H192V125H191ZM203 123H205V125L206 126H202V124ZM212 123V122H211ZM251 123V122H250ZM262 123V122H261ZM143 124H145L144 125V127H143ZM150 124V125H149ZM163 124V125H164ZM195 124V125H196ZM253 124V123H252ZM259 124H260V122H259ZM127 125V124H126ZM151 125H154V128H151L150 126ZM160 125H161V123H160ZM204 125V124H203ZM261 125H263V124H261ZM194 126V127H193ZM251 126H253V127H251ZM256 126H257V123H256ZM260 126V125H259ZM258 126V127H259ZM264 126V125H263ZM3 128V130H2V128ZM8 127V126H7ZM29 127V128H30ZM129 128H130V126H128ZM133 127H131L132 129H133ZM191 127H193V128H191ZM214 128V130L212 129V128ZM257 127V128H258ZM10 128V127H9ZM12 128V127H11ZM10 128V129H11ZM24 128H26V127H24ZM46 128H44V129H46ZM54 129L55 131H51V129ZM131 128L130 129H128V130H131ZM197 128H196V130H197ZM199 128H198V130H199ZM206 128H205V130H206ZM256 128V127H255ZM13 129V128H12ZM22 129V128H21ZM52 129V130H53ZM153 129V130H152ZM25 130V129H24ZM144 130V129H143ZM198 130H197V132H198ZM260 130V129H259ZM5 131H9V129L8 130H5ZM13 131V130H12ZM17 131V130H16ZM23 131V130H22ZM26 131H27V129H26ZM29 134L32 132L30 129H29ZM40 131V130H39ZM39 131H37V133H39ZM144 131V132H145ZM151 131H153V132H151ZM262 131H263V129H262ZM7 132H4V133H7ZM48 132H46V134L48 133ZM130 132V131H129ZM128 132V133H129ZM133 132V133H134ZM138 132H137V134H138ZM197 132H195V134L197 133ZM224 132H225V135H224ZM11 133H14V131L13 132H11ZM19 133V132H18ZM37 133H36V135H37ZM55 133H57V135H55ZM131 133V132H130ZM129 133V134H130ZM146 133V132H145ZM145 133L144 134H142V135H145ZM149 133H147V134H149ZM44 134V133H43ZM46 134H44V136H47ZM122 134V133H121ZM124 134V136H125V133H123ZM128 134V135H129ZM198 134H199V132H198ZM9 134H7V136H8ZM35 135V134H34ZM48 135V136H49ZM60 135V136H59ZM119 135H120V133H119ZM135 135H136V132H135ZM141 135V136H142ZM205 135V136H206ZM216 135H218V136H216ZM261 135L262 136H264L263 135V133H261ZM32 136V135H31ZM52 136V137H53ZM121 136V135H120ZM130 136V135H129ZM140 136V135H139ZM148 136V135H147ZM146 135H145V139H146V137H147ZM197 136V135H196ZM6 137V136H5ZM11 137H13V135L11 136ZM10 137V138H11ZM26 137H27V135H26ZM36 137H38V138H43V136H41V135H39V136H36ZM36 137H34V139L36 138ZM51 137V138H52ZM122 137V136H121ZM126 137V136H125ZM201 137V136H200ZM207 137H209V138H211L210 136H207ZM16 138V137H15ZM21 138H22V136H21ZM28 138V137H27ZM58 138H56V139H58ZM142 138V137H141ZM13 139V138H12ZM11 139V140H12ZM23 139V138H22ZM25 139V138H24ZM23 139V140H24ZM33 139V140H34ZM49 140L48 138H46L45 137V139H44V141L45 140ZM114 139V140H113ZM123 139H124V137H123ZM140 139V138H139ZM144 139V140H145ZM214 139V138H213ZM212 139V140H213ZM0 140H2V139H0ZM6 140V139H5ZM14 140V139H13ZM18 140V139H17ZM36 140H38L37 138L35 139V141ZM46 140V141H47ZM53 140V139H52ZM55 140V139H54ZM53 140V141H54ZM147 140V139H146ZM168 140H171L170 141V144H169V146H167V144L169 143L168 142ZM22 141V140H21ZM24 141H26V140H24ZM42 141V140H41ZM51 141V140H50ZM209 141H211L210 139H209ZM213 141H215V140H213ZM6 142V141H5ZM20 142V141H19ZM37 142V141H36ZM38 142H40V141H38ZM43 142V141H42ZM148 142H149V140H148ZM14 144L16 143L15 141L13 142ZM28 145H29V143L28 142H26ZM45 144H47L46 142H44ZM56 143V142H55ZM58 143V142H57ZM138 143V144H137ZM146 143V142H145ZM215 143H216V141H215ZM214 143V144H215ZM234 143H238L239 144V147H240V150L243 152V154H242V152H240V153H238L237 151V153L235 152V150L237 149V147L235 148V146H232V149H234V150H232L230 147H229V145L230 144H234ZM251 144V147L252 148H256V152L254 153L253 151H251V149L252 148H250L249 147V149H250V151H246V152H251L252 154H258V156H253V157H251V158H249L250 156L249 155H245V152H244V149H246L247 147H248V145H250ZM1 144V143H0ZM22 144V143H21ZM142 144V143H141ZM237 144V145H238ZM35 145V144H34ZM34 145H29V147L30 146H34ZM49 145V144H48ZM47 145V146H48ZM50 145H52V144H50ZM49 145V146H50ZM61 145V144H60ZM204 145H206V148H208L209 150H206L205 149V147H204ZM209 145H210V143H209ZM213 145V144H212ZM236 145V144H235ZM263 145V144H262ZM5 147H6V145H4ZM17 146V145H16ZM21 146V145H20ZM42 146L44 147V145L42 144ZM141 146V145H140ZM147 146V145H146ZM28 147V148H29ZM35 147V146H34ZM37 147V146H36ZM39 147V146H38ZM51 147V146H50ZM138 147V148H137ZM234 147V148H233ZM8 148V146L6 147V149ZM13 148V147H12ZM27 148V149H28ZM46 148V147H45ZM58 148V147H57ZM213 148V147H212ZM220 148H221V146H220ZM41 149V148H40ZM43 149V148H42ZM41 149V150H42ZM66 149V148H65ZM65 149H64V151H65ZM147 149V148H146ZM168 149H169V152H168ZM206 151H205V150ZM215 149H216V146H215ZM217 149H218V147H217ZM17 150H20V151H22L21 149H17ZM58 149H56V151H57ZM68 150V149H67ZM141 150H143V149H141ZM145 150V149H144ZM219 150V149H218ZM223 150V149H222ZM1 151V150H0ZM4 151V150H3ZM8 151V150H7ZM12 151H14V150H12ZM36 151V150H35ZM34 151V152H35ZM45 151V150H44ZM43 151V152H44ZM46 151H47V149H46ZM53 151V150H52ZM55 151V150H54ZM61 151V150H60ZM72 151V150H71ZM147 151V150H146ZM167 151V152H166ZM223 151V152H224ZM2 152V151H1ZM5 152V151H4ZM26 151H24V153H23V151L21 152V153H23L22 155V157H23V159L22 160H24V162H23V167L21 166V168H22V170L23 171H21V172H19V174L17 173V174H14V180H15V182H13L14 184H13V187L15 188V187H27V185L28 184H26V183H31L30 181L31 180H33V182H36V184L38 183V184H40V182H42L41 184H42V186L41 187H53V189H55L54 187H93V185L92 184H94V182L92 183V181H91V179H89V177L90 176H92V175H87V172L84 170V168L82 169V167L80 168V167H78V165L77 166H75L71 171L73 172L72 174H74V175H71V177L69 178V177H63V175L62 176H60L59 174H55V172L54 173H52V169H50V172H51V174H50V172H48L47 170H46V167L44 168V167H42V168H44V169H42V168H38V167H40L36 162H34V161H32L30 158H29V156H28V153H25ZM39 152V151H38ZM42 152V153H43ZM69 152V151H68ZM95 154H94V153ZM140 152H142V151H140ZM163 152H166L165 154L163 153ZM215 152V151H214ZM218 153H219V151H217ZM222 151H221V149H220V153L219 154H217L218 156L221 154V153H223ZM6 153V152H5ZM15 153H17V152H15ZM29 153H33V151L31 152H29ZM45 153V152H44ZM56 153V152H55ZM54 153V154H55ZM65 153H66V151H65ZM72 152H70L69 154H71ZM168 153V154H167ZM4 154V153H3ZM7 155H8V152L6 153ZM39 154H41V153H39ZM69 154H67L68 156H69ZM213 154V155H212ZM252 154H250V155H252ZM12 155H14V152H13V154ZM20 155V154H19ZM30 155V154H29ZM42 155H44V154H42ZM48 155V154H47ZM56 155H57V153H56ZM3 156V155H2ZM9 156V155H8ZM16 156H17V154H16ZM37 156V155H36ZM51 156V155H50ZM73 156V155H72ZM21 157V158H22ZM46 157V156H45ZM48 157V156H47ZM47 157H46V159H47ZM59 158H61L60 156H58ZM65 156H63V158H64ZM75 157V156H74ZM80 157V156H79ZM83 157V156H82ZM256 157H258V158H256ZM18 158V157H17ZM20 158V157H19ZM42 158V157H41ZM41 158H38L36 161H38L39 159H41ZM49 158V157H48ZM54 158V157H53ZM84 158V157H83ZM86 158V157H85ZM84 158V159H85ZM102 159V166H101V164H100V166L102 167V168H100V166H99V168H98V160L97 159ZM10 159V158H9ZM14 159V158H13ZM32 159H34V157H32ZM43 159V158H42ZM45 159V160H46ZM50 159V158H49ZM49 159H47V160H49ZM69 159H71L70 157H69ZM75 159V158H74ZM7 160V159H6ZM22 160H21V162H22ZM51 160V159H50ZM54 160H55V162H56V159L54 158ZM60 161H61V159H59ZM72 160V159H71ZM71 160H70V163H71ZM78 160V159H77ZM81 160V159H80ZM83 160V159H82ZM14 161V160H13ZM65 162L66 161H68V160H64ZM63 160L61 161V162H64ZM2 162V161H1ZM9 162V161H8ZM41 162V161H40ZM17 163H18V161H17ZM16 163V160H15V162H14V165L16 164V165H18ZM38 165H36V164ZM46 163V162H45ZM49 163V162H48ZM11 165H12V163H10ZM68 165H69V163H67ZM78 164V163H77ZM15 165V166H16ZM20 165H22V164H20ZM19 165V166H20ZM72 165V164H71ZM88 165V166H89ZM18 166V167H19ZM41 166H43V165H41ZM65 166V165H64ZM9 167V166H8ZM50 167V166H49ZM69 167V166H68ZM73 167V166H72ZM87 167V166H86ZM5 168V167H4ZM7 168V167H6ZM10 168V167H9ZM8 168V169H9ZM15 168H17V167H15ZM14 168V169H15ZM8 169H6V171L8 170ZM11 169V168H10ZM9 169V170H10ZM18 169V168H17ZM17 169H15V170H17ZM20 169V168H19ZM54 169V168H53ZM88 169V168H87ZM45 170V171H44ZM49 170V169H48ZM55 170V169H54ZM57 170H59L58 168H57ZM63 171H65V170H62V173H63ZM71 171H69V172H71ZM10 172V171H9ZM15 172V171H14ZM48 172V173H47ZM66 172V171H65ZM6 173L7 172H5V170L4 169H2V170H0V188H2V186L3 185H5V184H3L4 182H6V181H9V179L11 178L12 179V176H9L10 178H7L6 177ZM12 173V172H11ZM67 173V172H66ZM9 174V173H8ZM64 174V173H63ZM70 174V173H69ZM68 174V175H69ZM27 176L29 177V178H31L30 179V181L28 182V178H27ZM31 176V177H30ZM72 176H74L73 177V179H72ZM44 178H46L45 180H44V182H43V179ZM92 179H93V176H92ZM13 180V179H12ZM11 181V180H10ZM8 182L9 184L12 182ZM26 185H25V184ZM37 184V187H39V185ZM12 186V185H11ZM34 186V185H33ZM94 186H95V184H94ZM5 187V186H4ZM10 187V186H9ZM30 187V186H29ZM32 189V188H31ZM30 189V190H31ZM3 190V189H2ZM15 190H16V188H15ZM18 190V189H17ZM37 190H39V189H37ZM47 190V189H46ZM63 190V189H62ZM216 190V189H215ZM214 190V191H215ZM225 190V189H224ZM227 190V189H226ZM233 190H231V188H230V191H233ZM34 191V190H33ZM36 191V190H35ZM69 190H67L66 192H68ZM246 193H244V194H249V193H247V191L246 190H244ZM244 191H242V192H244ZM256 191V190H255ZM260 191L261 190H258V191H256V192H258V194L260 193ZM263 191V190H262ZM14 190H13V193L12 194H14ZM27 192V191H26ZM53 191H51V193H52ZM72 193H73V191H71ZM70 192V193H71ZM213 192V191H212ZM218 192H219V190H218ZM229 192V191H228ZM227 192V193H228ZM235 192H237V194L235 193ZM241 192V191H240ZM248 192H250V191H248ZM252 192V191H251ZM250 192V195L251 194H253V192L251 193ZM4 193V192H3ZM7 194H8V192H6ZM28 193V192H27ZM32 193V192H31ZM40 193V192H39ZM56 193V192H55ZM55 193L53 192L52 194L53 195H55ZM213 193H215V192H213ZM224 193H225V191H224ZM235 193V194H234ZM239 192L238 191H233L232 192V195H234V196H229V198L231 197H235V199L238 197V196H242L240 193L238 194ZM262 193L263 192H261L260 194L262 195ZM17 194V193H16ZM26 194V193H25ZM29 194V193H28ZM36 194V193H35ZM42 194H43V192H42ZM58 194V193H57ZM56 194V195H57ZM74 194V193H73ZM72 194V195H73ZM217 195H218V193H216ZM231 194V193H230ZM258 194H256V195H258ZM9 195V194H8ZM22 195V194H21ZM20 195V196H21ZM44 195V194H43ZM51 195V194H50ZM52 195V196H53ZM63 195V194H62ZM67 195L68 196H70L69 195V193H67ZM67 195H65V197H67ZM215 195V194H214ZM220 196H221V193L219 194ZM218 195V196H219ZM264 195V194H263ZM12 196V195H11ZM19 196V197H20ZM28 196V195H27ZM41 196V195H40ZM40 196H37L36 195V197H38V198H36V200L37 199H39L40 198ZM61 196V195H60ZM200 196H203V193L200 195ZM216 196V195H215ZM222 196H223V194H222ZM252 196V195H251ZM250 196V197H251ZM254 196H255V194H254ZM259 196V198L261 197L260 195H258ZM6 197H8V196H6ZM14 197H15V195H14ZM46 197V196H45ZM51 197V196H50ZM57 197H58V195H57ZM227 197V196H226ZM12 198V197H11ZM21 198V197H20ZM25 198H26V196H25ZM47 198V197H46ZM64 198V197H63ZM204 198V197H203ZM216 197H214L213 199H215ZM219 198V197H218ZM241 199H243V198H245V201H246V196L245 197H240ZM255 198V197H254ZM257 198V197H256ZM14 199V198H13ZM15 199H18V198H16L15 197ZM13 200V201H11L10 200V204H12L13 202H15V203H17L18 201H19V199H18V201H16V200ZM32 199V198H31ZM35 199V198H34ZM57 199V198H56ZM62 199V198H61ZM66 199V198H65ZM69 199V198H68ZM221 199H222V197H221ZM224 199H228V198H224ZM235 199H233L232 198V200H233V202H234V200ZM239 199V198H238ZM251 199H252V197H251ZM262 199H264V198H262ZM4 200V199H3ZM35 200V201H36ZM54 202H55V204H56V207L57 208H55V209H57L56 211H59V209H58V205L60 204L59 202H58V204L56 203L58 200H55V199H52ZM78 200V199H77ZM77 200H75L76 202H77ZM240 200V199H239ZM257 200V199H256ZM25 201V200H24ZM38 201V200H37ZM47 201H49V200H47ZM51 201V200H50ZM53 201L52 202H50L51 204L53 203ZM61 201V200H60ZM65 201V200H64ZM67 201V200H66ZM220 202H221V200H219ZM224 201V200H223ZM238 201V200H237ZM241 201V200H240ZM250 201V200H249ZM3 202V201H2ZM21 202H23V201H21ZM28 202H29V200H28ZM40 202V201H39ZM41 202H43L42 201V198H41ZM226 202V201H225ZM228 202V201H227ZM242 202H243V200H242ZM251 203H252V200L250 201ZM258 202V201H257ZM257 202H255L253 205L254 206H256V205H258L259 206V202H258V204H257ZM262 202L263 201H261L260 202V205H263L262 204ZM25 203V206L27 205L26 204V202H24ZM30 203V202H29ZM35 203V202H34ZM44 203V202H43ZM61 203H62V201H61ZM72 203H73V201H72ZM71 203V204H72ZM204 203V202H203ZM238 203V202H237ZM244 203V202H243ZM2 204V203H1ZM23 204V203H22ZM22 204H20L21 206H22ZM37 204V202L35 203V205ZM41 204V203H40ZM55 204L53 205V206H55ZM77 204H79V202H77ZM77 204H75V205H77ZM221 204V203H220ZM224 204V203H223ZM230 204V203H229ZM233 204V203H232ZM236 204V203H235ZM247 204H248V202H247ZM246 204V205H247ZM18 205V204H17ZM16 205V206H17ZM19 205V206H20ZM24 205V204H23ZM32 205H33V203H32ZM73 205V204H72ZM80 205V204H79ZM79 205H78V207H79ZM217 205L219 206V204L217 203ZM249 205V204H248ZM251 205V204H250ZM13 206V205H12ZM41 206V205H40ZM48 206V205H47ZM52 206V207H53ZM74 206V205H73ZM231 206V205H230ZM264 206V205H263ZM262 206V207H263ZM1 207V206H0ZM5 207H7V206H5ZM32 207V206H31ZM34 207V206H33ZM36 207H38V206H36ZM35 207V208H36ZM43 207V206H42ZM70 207V206H69ZM74 207H76V206H74ZM73 207V208H74ZM78 207L77 208H75V209H78ZM80 207H81V205H80ZM238 207H240V206H238ZM242 207H243V205H242ZM251 207H252V205H251ZM257 207V206H256ZM3 208H4V205H3ZM20 209L19 210H21L22 208L21 207H19ZM54 208V207H53ZM222 207H220V209H221ZM233 208H235V206L233 207ZM13 209V208H12ZM30 209V208H29ZM66 209H68V208H66ZM65 209V213L67 212V210ZM74 209V210H75ZM81 209V208H80ZM230 209H232V207L230 208ZM238 209V208H237ZM237 209L235 208V210H236V212H238L237 211ZM2 210V209H1ZM10 210V209H9ZM19 210H17L16 209V211H19ZM35 210V209H34ZM36 210H37V208H36ZM44 210V209H43ZM69 210H70V208H69ZM72 210V209H71ZM73 210V211H74ZM233 210V212H234V216H236L235 215V211H234V209H232ZM240 210H242V209H240ZM6 211H7V209H6ZM12 211V210H11ZM22 211V210H21ZM20 211V212H21ZM25 211V210H24ZM31 211H33V209L31 210ZM39 211V210H38ZM72 211V212H73ZM76 211V210H75ZM3 212V211H2ZM1 212V213H2ZM26 212H27V209H26ZM45 212H47L46 211V209H45ZM54 212V211H53ZM79 212V211H78ZM231 212V214H232V211H230ZM240 212V211H239ZM18 213V212H17ZM31 213H33V212H31ZM31 213H29L31 216H33ZM55 213V212H54ZM243 213H244V211H243ZM4 214V213H3ZM6 214V213H5ZM4 214V215H5ZM27 214V216H28V218H30V215H28V212L26 213ZM38 214H41V213H38ZM58 214V213H57ZM61 214V213H60ZM67 214V213H66ZM69 214V213H68ZM72 214V213H71ZM73 214H75L76 215V213H74L73 212ZM72 214V216H74ZM96 213H94V215H95ZM230 214V213H229ZM239 214V213H238ZM237 214V216H239ZM1 215V214H0ZM7 215V214H6ZM19 215V214H18ZM22 215H24V214H22ZM34 215L35 216H37L36 214H35V211H34ZM48 215V217L50 216V217H52L51 215H49V214H47ZM64 215V214H63ZM241 215V214H240ZM3 215H1L0 216V220L1 219H3V217H2ZM14 216V215H13ZM55 216V215H54ZM68 216H70V215H68ZM77 216V215H76ZM81 215L79 214V217H80ZM87 216V215H86ZM93 216V215H92ZM243 216V215H242ZM6 217V216H5ZM18 217V216H17ZM17 217H13L12 219H11V222H12V229L14 228V230L17 228V227H19V228H17L16 230L17 231H15V232H20L21 234H22V228H20V226L22 227L23 225H20V224H18V222H17ZM20 217V216H19ZM34 217V216H33ZM40 217H42V215L40 216ZM39 217V219L41 220V218ZM44 217V216H43ZM47 217V218H48ZM59 217V216H58ZM63 218L65 217V216H62ZM78 217V216H77ZM88 217V216H87ZM86 217V218H87ZM24 218V217H23ZM26 218V217H25ZM28 218H26L27 220H28ZM57 218V217H56ZM56 218H54V219H56ZM60 218V217H59ZM66 218V217H65ZM72 218V217H71ZM76 218V217H75ZM7 220H8V218H6ZM10 219V218H9ZM20 220H18V221H20V223L22 224L23 222H21L23 219H21V217L19 218ZM31 219H34V218H32L31 217ZM39 219H38V221H39ZM58 219V218H57ZM68 219V218H67ZM67 219H65V220H67ZM77 219V218H76ZM80 219H82V217L80 218ZM79 219V221H81ZM89 219V218H88ZM88 219H85V220H88ZM97 219V218H96ZM231 219V218H230ZM230 219L228 218V220L230 221ZM238 219V218H237ZM73 220L75 221V219L73 218ZM84 220V219H83ZM91 220H92V218H91ZM231 220H233V219H231ZM10 221V220H9ZM29 221V220H28ZM33 221V220H32ZM42 221V220H41ZM56 221V220H55ZM53 222V223H55V224H57L56 222ZM59 221V220H58ZM68 221V220H67ZM69 221H71V220H69ZM74 221H72V222H74ZM78 221V222H79ZM93 221V220H92ZM91 221V222H92ZM213 221H217L216 219L215 220H213ZM246 220H244V222H245ZM5 222V220L3 219V221H2V223H4ZM8 222V221H7ZM40 222V221H39ZM43 222V221H42ZM45 222V221H44ZM60 222H63V221H60ZM76 222V221H75ZM74 222V223H75ZM83 222V221H82ZM81 222V223H82ZM88 222H90V220L88 221ZM241 222V221H240ZM243 222V223H244ZM1 223V222H0ZM52 222H51V224H53ZM84 223V222H83ZM82 223V224H83ZM87 223V222H86ZM93 223V222H92ZM92 223H91V225H92ZM234 223V222H233ZM24 224V223H23ZM29 224H32V223H30L29 222ZM39 224H43V223H39ZM66 224H67V222H66ZM65 224V225H66ZM218 223H216V225H217ZM236 224H238V221H237V223ZM1 225V227H3V224H0ZM5 226H4V229H6L7 230V228L9 227L8 225V223L7 224H4ZM6 225H7V228H5L6 227ZM35 225H37L36 223H35ZM45 225H47L46 223H45ZM69 227H71L72 226V224L71 223H69ZM76 227H79V226H77L76 225V223L74 224ZM80 225V224H79ZM240 225V224H239ZM40 226V227H39ZM48 226H49V224H48ZM57 226V225H56ZM56 226H54L55 228H57ZM62 226V225H61ZM81 226V225H80ZM84 226H85V224H84ZM84 226H82V227H84ZM25 226H23V228H24ZM42 227H44V224L42 225ZM41 227V225H38V228H42ZM52 227V226H51ZM53 227V228H54ZM68 227V226H67ZM66 227V228H67ZM88 227H89V225H88ZM217 227H218V229H219V231H220V228H219V225H217ZM239 227V226H238ZM11 228H10V230H11ZM28 228V227H27ZM52 228V230H54ZM80 228V227H79ZM216 228V227H215ZM223 228V227H222ZM233 228V227H232ZM241 228V227H240ZM3 229V231L5 232V234H3V236L5 237V235H6V231ZM21 229V230H20ZM70 229V228H69ZM235 230L234 231H237L236 230V228H234ZM239 229V228H238ZM242 229V228H241ZM10 230L8 231V233L10 232ZM27 230H29V229H27ZM51 229H50V231H52ZM57 230V229H56ZM74 230V229H73ZM226 229H224V231H225ZM1 231V230H0ZM30 231V230H29ZM28 231V232H29ZM45 231V232H44ZM47 231H49V230H47ZM72 231V230H71ZM214 231H217L216 229L214 230ZM213 231V232H214ZM230 231V230H229ZM4 232H2V233H4ZM23 232H26V231H24L23 230ZM28 232H26V234L28 233ZM41 232H43V233H46V230H44L43 229V231L41 230ZM61 232H63V231H61ZM65 232H67V231H65ZM68 232H70V231H68ZM73 232V231H72ZM86 232H87V230H86ZM213 232H211L210 231V233H213ZM1 233V234H2ZM11 233V232H10ZM20 233H19V235H20ZM30 233V232H29ZM75 233V232H74ZM76 233H78L77 232V230H76ZM75 233V234H76ZM79 233H81V231L79 230ZM0 234V235H1ZM13 234V233H12ZM11 234V235H12ZM33 234H35V233H33ZM40 234H42V233H40ZM65 234V233H64ZM224 234V233H223ZM15 235V234H14ZM17 235H18V233H17ZM43 235V234H42ZM69 235V234H68ZM83 235V234H82ZM86 235V234H85ZM217 235H220V233H218L217 232ZM232 235H233V233H232ZM2 236V235H1ZM30 236H31V234H30ZM29 236V237H30ZM35 236H36V234H35ZM39 236V235H38ZM41 236V235H40ZM39 236V237H40ZM46 236V235H45ZM44 236V237H45ZM59 236H61V233H60V235ZM64 236V235H63ZM69 236H73L72 234L71 235H69ZM76 236V235H75ZM9 237V236H8ZM16 237V236H15ZM21 237V236H20ZM20 237L18 238V237H16V239L18 238V239H20ZM28 237V236H27ZM37 237V236H36ZM35 237V238H36ZM43 237V238H44ZM50 237H51V235H50ZM1 238V237H0ZM24 237H22V239H23ZM31 238H33L34 239V237H32L31 236ZM48 238V237H47ZM52 238V237H51ZM55 238H56V236H55ZM58 238V237H57ZM64 238H66L65 236H64ZM74 238V237H73ZM72 238V239H73ZM14 239V238H13ZM25 239V238H24ZM37 239V238H36ZM50 239V238H49ZM49 239H47L48 241V243H50L49 242ZM53 240H55L54 238H52ZM52 239H50V241H52ZM85 239V238H84ZM26 240V239H25ZM24 240V242L25 243H30V242H33V240L32 241H25ZM28 240H31V239H28ZM81 240H83V239H81ZM2 241V240H1ZM3 241H5V240H3ZM13 241L15 242V240H12L10 243L12 244L13 243ZM36 241V240H35ZM45 241V240H44ZM58 241H60V240H58ZM39 242H41V241H39ZM82 242V241H81ZM9 243V241H7V244ZM10 243L8 244V245H10ZM18 243V242H17ZM23 243V242H22ZM45 243V242H44ZM43 243V244H44ZM47 243V245H49ZM58 243V242H57ZM86 243V241H84V244ZM14 244V243H13ZM35 244V243H34ZM65 244H66V242H65ZM18 245H20V244H18ZM18 245L16 244V246L18 247ZM22 245V244H21ZM20 245V246H21ZM23 245H26V244H23ZM29 245V244H28ZM39 244H36L35 246H37L38 248H36V249H39V248H42L44 251L46 250L45 249V247H46V243L43 245L44 246V248L43 247H39L38 246ZM41 245H42V243H41ZM51 245V244H50ZM57 245H60V244H57ZM11 246H13V245H11ZM11 246H9V247H11ZM14 246H15V244H14ZM14 246H13V248L12 249H10V250H13L14 249ZM30 246V249L32 250L33 248H31L33 245L31 244V245H29ZM64 245H63V243H62V245H60L59 247H62V248H64L63 247ZM26 247H28V246H26ZM2 248H3V244L1 245V242H0V251L2 250ZM6 247H4L3 248V250H5V252H7V250L5 249ZM16 248V247H15ZM19 248V247H18ZM21 248H24L23 246L21 247ZM20 248V249H21ZM35 248V247H34ZM66 249H67V246L65 247ZM36 249H34V251L36 252ZM42 249H39L40 251H43ZM70 249V248H69ZM2 250V251H3ZM16 250V249H15ZM48 250V249H47ZM46 250V251H47ZM2 251L0 252V256L2 255V254H4V252L2 253ZM16 251H18V250H16ZM9 252H11V251H8L7 253L8 254H11L12 252H14V251H12L11 253H9ZM34 252V253H35ZM38 253H40L39 251H37ZM2 253V254H1ZM16 253V252H15ZM33 253V252H32ZM42 253V252H41ZM6 255V254H5ZM13 255V254H12ZM18 255H19V252H18ZM21 255H23V253H21ZM21 255H19V256H21ZM60 255H62V254H60ZM108 255V254H107ZM7 256H10V255H7ZM6 256V257H7ZM25 256V258H26V254L24 255ZM28 256H30V255H28ZM41 256H44V255H42L41 254ZM48 256V255H47ZM50 256V255H49ZM51 256H53V255H51ZM111 256V255H110ZM2 257V256H1ZM5 256L3 257V258H0V259H5L6 258ZM13 257L15 258V256L13 255ZM12 257V261L14 262V258ZM17 257V256H16ZM62 257H64V256H62ZM30 258V257H29ZM39 258V257H38ZM48 258V257H47ZM64 258H66V256L64 257ZM113 258V257H112ZM125 258H127L126 257V255H125ZM7 259V258H6ZM14 259V260H13ZM20 258H18V260H19ZM27 259V258H26ZM50 259V258H49ZM52 259V258H51ZM63 259V258H62ZM68 258H66V259H64V260H67ZM110 259V258H109ZM9 260V259H8ZM17 260V259H16ZM17 260V261H18ZM20 260H22V259H20ZM28 260H30V259H28ZM33 260V259H32ZM32 260H30V262H32ZM35 260V259H34ZM59 259H57V261H58ZM105 260V259H104ZM114 260V259H113ZM116 260V259H115ZM125 260V259H124ZM48 261V260H47ZM53 261H55L54 259H53ZM53 261H51V262H53ZM117 261V260H116ZM126 261V260H125ZM22 262V261H21ZM36 262V261H35ZM50 261H49V264L51 263ZM60 262V261H59ZM63 262V261H62ZM2 263V262H1ZM6 263V262H5ZM9 264L11 263L12 264V262H8ZM7 263V264H8ZM16 263H18L19 264V262H16ZM40 263V262H39ZM38 263V264H39ZM58 262H56V264H57ZM68 263V262H67ZM67 263H65V264H67ZM118 263V262H117ZM34 264V263H33ZM37 264V263H36ZM46 264H48V262H46ZM59 264H63V263H59ZM101 264H102V261H101ZM103 264H105L104 262H103Z\"/></svg>", "mask_w": 264, "mask_h": 264}]
</instances>
